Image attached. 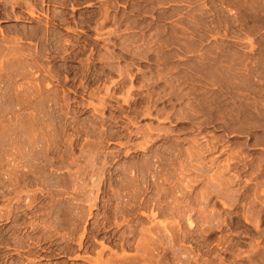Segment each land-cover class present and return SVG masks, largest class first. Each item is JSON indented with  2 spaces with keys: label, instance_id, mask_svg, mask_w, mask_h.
Masks as SVG:
<instances>
[{
  "label": "rangeland",
  "instance_id": "374dc122",
  "mask_svg": "<svg viewBox=\"0 0 264 264\" xmlns=\"http://www.w3.org/2000/svg\"><path fill=\"white\" fill-rule=\"evenodd\" d=\"M2 1L0 0V2H2ZM149 1H153V2H149ZM159 1L160 2L162 1V3L159 4L160 3ZM159 1H157V0L156 1L155 0H95V2H92V0H91L92 5H94V7L92 5H91V7H87L86 4L89 2L86 3V2H83V0H82V3L80 4L81 7H80V5H78L79 8L73 14V17L70 19V21L72 22V23L70 22V25L71 24L73 25L70 27L75 28V32H73V31L69 32V31L65 30L66 27H64L65 29L63 27H59V29H58V31L61 32L58 36H60V37L62 36V38L63 37L66 38L68 35V37L69 36L70 37L66 38V39H70L73 41L78 38L76 41H78V44L80 46L83 45V47H84L86 45L84 47L85 51L82 52L83 54H81V56L79 54L78 56H75L74 58H67L69 61L66 59L64 60V58L62 57L63 54L61 55V53L59 54V55H61L60 57L55 56L54 55L55 51L50 48L51 46L49 47L48 50L42 49V48H45V44H43V42L39 39V37L37 38V36H36V39H35L34 34L32 32V30L34 28L38 27V25H39L37 21H30V22L15 21V19H13V18H10V19L6 18V17H4V12H5V10H8V9H9L8 11H10L11 6L5 5L4 1L2 2V4L0 3L1 4L0 5V14H1L0 15L1 16L0 17V34H1L0 40H3L0 42L1 48L3 49V47H4L3 51L7 50V49L9 50V48H10L9 51H12L13 49H16V50L18 49L19 52L21 49H24V50H21L22 53L20 52L21 54H23L25 52L23 54V57L26 54H28L27 51L29 53H31V55H32L31 56L32 59L30 57H27V56H25L24 58L22 56L20 58H18L19 57L18 53H17L18 54L17 56L15 54H13V51L11 52V54H10V52H8V53L2 52L1 53L2 50L0 48V53H1L0 55H2V56H0V60H1L2 64L1 63L0 64L3 66H5V65L7 66V67L0 66V108H1L0 109V134L2 133L0 135V214L4 211L3 209H5L6 204L10 203L8 201L12 200L11 198L15 196V193L10 191L13 187L9 186V181L6 180V176H5V171L7 169H9L14 164L13 159L17 158L16 165H14V166H16V167H18V169H20L19 170L20 172H18V174L20 175L21 179H23L25 177V176H23L24 173H25L24 175H26V177L23 180L20 179L21 180V182L19 184L20 187L17 186V189L19 191L16 190V192L20 193V190H22L23 192L21 191V194H20L21 195L20 202L17 203V205L15 204L17 207L16 212L14 211L15 213L13 212L12 213L13 215L11 214V216H9V218H7V220H6V217H5V220L0 217L1 218L0 219V223H1L0 224V243H1L0 244V247H1L0 248V259H1L0 264H10V263L12 264V262H13V264L14 263L15 264H32V263L33 264H59L60 262H61L60 264H89L92 261H95V262H92V264H106L105 261H108V263H110V264H117L115 262V260L120 261V257L121 258L129 257L126 259H128V260L130 259L129 261L125 260L128 262H125L123 260L124 258L121 259L123 261V262L120 261L122 264H172V263L173 264H177V263L178 264H183V263H185V264H189V263L190 264H192V263L200 264L203 262H204L203 264H206L207 261L205 259L208 257L207 255L210 254L209 251L211 252V254L207 258V260H208V262L209 261L210 262L209 263L207 262V264H210V263L214 264L216 262H217V264L218 263L221 264L220 261L223 262V264L224 263L225 264L226 263H228V264H251L252 263L253 264V262H252L253 258H254L253 261H255V260L258 261L262 256H263V258H261L260 261L262 259H263L262 261H264V255H262L261 257H258L262 254L261 251L264 249V239H262V238H264V236H263L264 233L259 232L261 230V228L264 230V225H263L264 219H262V218H264V210L261 209V211H260V208H259L260 204L259 205L257 204L255 207L256 209H258V211H260L259 215H257L258 213L256 215L258 217H260V215H261V217H262V218L260 217L261 219L259 218L260 222L258 224L260 230L254 229L256 227H254V224H252L251 222H245L248 225L243 224L244 226L247 225V227L251 226V227H249L250 229L248 228V230L247 229L245 230V228H247V227L239 225V224H241V219L243 220L244 215L245 216L247 215L246 210L248 209L249 205H246V203L249 200L251 201V199H252V197L250 198V195H249L250 193L248 191L246 193H244L245 189H246L245 187L247 186V184H245V183H248L249 185L251 184V186L254 187V184H255L254 182L256 180H259V178H260L259 177L258 179H254V177H255L254 173H257L256 170L260 169V167H261V169L259 170L258 173H262L261 177L264 179V177H263V175H264V171H263L264 170V153H263L264 152V146H263L264 145V142H263L264 141V132H263L264 131V103H263L264 102V91H263L264 90V0H197L196 3H195L196 0L195 1L192 0L191 3L186 2V0H184L182 2L180 0L179 1L175 0V2H174V0H172V1L159 0ZM193 1H194V3H193ZM107 2H108V5H107ZM147 2H148V4H147ZM155 2L158 4H156ZM136 3H138L139 5ZM149 3H151V4H149ZM154 3L156 5H154ZM109 4L112 6H110ZM113 4H114V6H113ZM104 5H106V6H104ZM132 5H134V8ZM136 5H138L139 8ZM148 5L150 7H152V6L154 7V8L152 7L153 11L151 10V8ZM2 6H4V7H2ZM5 6H7V7H5ZM174 6L176 7L179 14L177 13V11H173L175 9ZM1 7H2V9H1ZM103 7H105V8L108 7V12H109V14H108L109 18L105 21H104L103 17H100V19H103V20H100L99 18H97L98 16H96V15L98 13H95L96 11L98 12V10L99 11L101 10V12H99V14L100 13L103 14V12L105 10V8H103ZM51 8L58 10V11L61 10V8H59L57 6L56 7L51 6ZM142 8H144V10ZM178 8L179 9L181 8V9L178 10ZM146 9H148L150 13L147 12ZM169 9H170V11H169ZM182 9H183V11H182ZM187 9H188V11H187ZM191 9H194L193 10L194 12L196 11V9H198V10L195 13L194 12L191 13V11H190ZM18 10L19 9H17V11ZM133 10H134V12H133ZM200 10H202V11L204 10L202 12V14H201V12H198ZM171 11L174 13L176 12V14L180 15V17H177L176 15H174V13H172L174 17L176 16V18H174L172 15H170ZM67 12L70 13L71 11L67 10ZM163 12L166 13V15H164L165 17L167 16L166 18H164L163 14H165V13H163ZM167 12H168V14H167ZM180 12H183L182 15L180 14ZM91 13H93V14H91ZM192 14H193V20L191 19ZM205 14H207V15H205ZM25 15H27L26 12L23 13V16H25ZM127 15H129L131 18L134 15L133 20L130 17H128ZM140 15H142V18ZM169 15H170V17H168ZM184 15L188 16L189 21L191 20L190 23H188L189 21H186L185 18H187V17ZM94 16H96V17H94ZM181 16H183V18ZM200 16L201 17L203 16L202 19ZM92 17H94V18H92ZM110 17L112 19H110ZM114 17H115V19H114ZM80 18L82 20H80ZM125 18L127 19V21ZM128 18H130L129 20L131 22H133V23H131L132 25H130V23H129L130 21L128 20ZM167 18H170L171 20L167 19ZM95 19L96 20L98 19V21L95 22L94 21ZM134 19H136V20H134ZM174 19L177 20V23L174 22ZM180 19L181 20L184 19V21H181ZM89 20H91V21H89ZM123 20L126 21L127 24L124 23ZM143 20H145V21H143ZM87 21H88V23H87ZM101 21H102V24L100 25ZM121 21H123V22H121ZM178 21H181V24ZM185 21L189 25L186 24V26H185L184 25ZM141 22L144 23V24L142 23L143 26L141 25ZM154 22L156 25L154 24ZM157 22H159V23H157ZM170 22H171V24L174 22V24L171 25ZM120 23H122V24H120ZM167 23L170 25H168ZM192 23H193V28H192ZM79 24H81V25H79ZM103 24H105V26ZM158 24H160V26ZM91 25H92V27H91ZM148 25H149V27H148ZM153 25L155 27H153ZM157 25H158V27H157L158 29L156 28ZM74 26H77V28ZM173 26H174V28L177 27L176 30L179 29V30L175 31V33L173 32L174 31ZM88 27H90V28H88ZM93 27H94V29H93ZM95 27L96 28L98 27L97 28L98 30H96ZM141 27L143 30H141ZM168 27H170V30ZM187 27L192 32H190ZM195 27H196V29H195ZM30 28H32V29H30ZM100 28L103 32L100 31ZM159 28H161V29H159ZM180 28H181L182 34L185 33L183 36H181V38H180V36H177V35H181V33L179 32ZM23 29H24V31H23ZM28 29L31 30V32ZM166 29H167V34L165 33ZM182 30H184V31H182ZM187 30H188V32L186 33ZM194 30H195V32H194ZM1 31L2 32L4 31L3 33H5V34H3ZM76 31H77V33H76ZM95 31L102 32V33H100V32H98V33H100V35L103 34V36L102 35L100 36ZM169 31L172 32L171 35H170ZM160 32L163 34L165 33V34L161 35ZM176 32H178V33H176ZM23 33L26 35H24ZM31 33L33 36L31 35ZM63 33H65V34H63ZM107 33L110 35L109 36L110 37L109 43H107L108 42V40H107L108 34ZM111 33H114V34H111ZM131 33H134V34H131ZM150 33L152 34L151 36H153V38L150 36ZM186 34L190 38V39L188 38V41L186 39L188 37ZM203 34H204V36H203ZM4 35H5V37H4ZM30 35H31V38H29ZM96 35L98 37H101V39L99 38V40H100V41L98 40L99 43L94 46V45H91L92 43L89 41L92 38H94ZM155 35L156 36L159 35V39L156 38ZM171 36H172V38H171ZM184 36H185V38H184ZM199 36H201V37L203 36V37L201 38ZM71 37L72 38L74 37V39H72ZM177 37H178V40L176 41ZM6 38L8 40H4ZM142 38H144V39H142ZM151 38L153 39L152 43H150ZM168 38H169V41H168ZM192 38H193V40H192ZM103 39H105L107 42L104 43ZM128 39L133 41V42H131L132 44L130 43V41ZM141 39L145 41V44H147V46L145 44H143L145 49H149L150 52L148 51L149 54H147L148 55L147 58L143 57L142 59H139L140 57L135 56L134 52L139 51L141 48H144L141 45V43H144L141 41ZM145 39H148V40H145ZM170 39H174L175 41H173V42L174 43L178 42V43L173 44V42H171L172 40H170ZM199 39H202L203 42ZM17 40H19V41H17ZM124 40H128V41L125 42ZM159 40H161L160 43H159ZM5 41L8 43H5ZM37 41H39V42H37ZM76 41H74V42H76ZM79 41H80V43H79ZM185 41H187V42H185ZM17 42H19V43H17ZM86 42L88 44H86ZM122 42H124L125 45H122L123 44ZM83 43H85V44H83ZM149 43H150V45H149ZM158 43L159 44L163 43V46L165 47L163 49L164 53L161 50V54H160V51H158L159 49H154V48H157ZM188 43H189V45H188ZM42 44H43V46H42ZM126 44H129V45L127 46ZM185 44L187 46H185ZM87 45L90 46L89 49H87L88 48ZM137 45H138V47H137L138 50H136L137 48H135ZM36 46H38L37 47L38 50L35 49ZM123 46H127V48L130 46L131 47L130 52H127L126 50H124L122 48ZM139 46H141L140 49H139ZM167 46L168 47L170 46L172 49L170 47L168 48ZM5 47H7V49ZM12 47H13V49H12ZM186 47H188V48H186ZM27 48H29V49L26 50ZM134 48H135V50H134ZM40 49H42V51ZM151 49L157 50L159 53H156V51L152 52ZM165 49H166V51H165ZM16 50H15V52H16ZM29 50H31V52ZM34 50L36 51V53H33V52H35ZM70 50H71V48L69 49V51ZM92 50L94 51V53L91 52ZM132 50H134V51H132ZM170 50L171 51L174 50V52L172 51L174 54H172V52ZM38 51L40 53H38ZM46 51L47 52L50 51L51 53L52 52L53 53L51 55H49L50 52L47 53ZM110 51H112V52H110ZM131 51L133 52V55L135 57L132 56ZM177 51H178V53H175ZM70 52H73V50H71ZM100 52H101V55H100ZM109 52L111 54L114 52L112 54L114 58L111 59L112 55H110ZM125 52H127V53H125ZM41 53L42 54L45 53V54L42 55ZM103 53L105 55H103ZM165 53H167V54H165ZM170 53H171V55H170ZM33 54H34V57H37V55L39 54L40 58L37 57L34 59ZM88 54H90V55H88ZM91 54H92L91 59L86 61L88 58L86 55L91 56ZM98 54H99V56H98ZM124 54H126V55H124ZM158 54H159L160 58H159ZM162 54L165 56H163ZM175 54H177L178 56H176ZM41 55H42V57L47 55L48 57L47 56H45V57H47L48 59L45 57L42 58ZM108 55H110V56L108 57ZM167 55H169L168 57H172L175 60H173L171 58H167ZM173 55L175 57H173ZM3 56H4V59H3ZM14 56H16V57H14ZM50 56L52 58L54 56V58L51 59ZM115 56H117V58H115ZM156 56L158 57L159 60L161 59V57H166L165 61H164V58H163V61H162V59L159 61L157 58H156L157 59L156 60L155 59ZM61 57L63 58V60ZM96 57H97V59L98 58L100 59L101 57H103V58L100 60L99 59L97 60ZM105 57L107 59L104 60ZM28 58H30V59H28ZM75 58L77 60H75ZM108 58H110V59H108ZM132 58L134 60H132ZM37 60H38V62H37ZM175 61H176L177 69L174 65ZM217 61H218V63H217ZM31 62H33V63L31 64ZM59 64H61V65L63 64L62 66H64V67H61V65H59ZM168 64L170 66L172 64L174 69L171 70L172 66H171V68H169ZM188 64L190 65L191 68L188 67ZM108 65L109 66L111 65V68H112V66H114L115 69L114 68L110 69V67ZM126 65H128V67H130L129 68L130 71H128L129 76L126 75L127 78L125 80V84H124L125 86H123V89H122V87H120L118 84H120V82H122L121 80L123 79L124 75L119 76V72H117V71L124 69V67H127ZM203 65H206L207 67L203 66ZM58 66L60 68H57ZM117 66H119L120 69L117 68V71H116ZM2 67H3V69H2ZM186 67H188V68H186ZM203 67H205V68H203ZM171 71H172V73H171ZM206 71L209 73H206ZM139 72L145 73L146 76L149 78L148 81L143 82V81H141V79L134 80L133 76ZM174 73H177V74H174ZM187 73H189V74H187ZM190 73H192L196 76H193ZM210 73H212V74H210ZM241 73H243V75ZM157 74H160V78L162 77L161 80L158 79L159 75H157ZM161 74H162V76H161ZM164 74H165L166 79L168 78L169 81H171L172 85L173 84L176 85V86L173 85V86H175V90H174L172 85H171V87L173 89L170 88L169 84H171V83L168 81V79L167 80L164 79V77H163ZM186 75H188V76L190 75V77L188 78V76L186 77ZM221 75L222 76L224 75L225 77L223 76V78H222ZM211 76L212 77L214 76L213 77L214 79ZM131 77L133 78V81H134L133 82V85H134L133 90H135V92H134L133 97L135 99H136V97L142 99L141 96L144 97V95L146 94V90L152 91L153 88H156V90H159L160 92L156 91L155 89H153V91L159 92V94L161 93L160 95L161 96L163 95V97H161L162 99L159 100L157 102V104L154 106L158 105L157 108L160 110L161 113H162V111H161L162 109H163V113L164 112L171 113V111H172V113H176V114L181 113L180 115L183 116V119L180 118V117H182V116H180L178 119L179 121L177 119H176L177 121L176 120L172 121L169 119L168 123L161 124L162 122L167 121V120H164V121L160 120L159 121L160 118L164 119L165 113L161 114V116L163 115L164 117L158 116V114L156 115L157 111H156V113L154 111L151 116H143V115L141 116L140 115L141 113L138 112V111H141L139 108L140 107L142 108L144 106V104L142 105L139 102L141 100H139L138 102H136L137 100L135 102L132 101L133 104H128V105H127V103L126 104L123 103L122 95L125 93L122 91H125L132 84L131 83L132 81L130 80ZM150 77L152 80L150 79ZM191 78H193V79H191ZM171 79L172 80L175 79V80H173L174 82H172ZM189 79H191V80H189ZM185 80H187V81H185ZM117 81H118V84H116ZM232 81H233V83H232ZM153 82H155V86L152 85V84H154ZM147 84H151V85H149V87H148ZM177 85L180 89L182 88L181 89L182 91H180L181 95L179 94V92H177V89L179 90V88H176ZM144 86H146V87H144ZM107 87H109V90L111 92H109V91H108L109 93L106 92L108 89ZM163 87L165 88L164 91H163ZM124 88H126V89L124 90ZM150 88H151V90H150ZM120 89H122L121 92H120ZM140 89L143 90L142 94H144V95H142V94L139 95L138 92L140 91ZM137 90H138V92H137ZM170 90H171V92H170ZM119 92L121 94L122 93L123 94L121 95ZM167 92H169L168 95L166 94ZM172 92L178 93L180 96L179 98H181V96H182V98L181 99L178 98V100H176V101H174L175 100V98H174V100H172V102H171V105H169L170 103L168 104V101H166V99H164V98L170 97ZM210 92H211V94H214V95L209 98L208 96H210ZM201 93H203V94H201ZM105 94H108V96ZM137 94H138V96H135ZM182 94H184V95H182ZM188 94H190V95H188ZM101 95H103V96H101ZM112 95L114 97L116 95H117L116 97L119 96L117 98L118 100L116 99V97L112 98ZM164 95H166V96H164ZM198 95H199V97H198ZM206 95H208V96H206ZM159 96L156 94L154 96V99H157ZM32 97H33V99H32ZM133 97H132V99H133ZM189 97H191V98L189 99ZM206 97H208V100L210 99L209 103L212 101L211 98L214 99L213 100L214 102L212 101L213 104L211 102V110H208V111H207V107H205L207 104L204 102L202 104V99L204 100ZM101 98L103 99L104 102L100 101ZM104 98H105V100H104ZM197 98H198V100H197ZM199 98H201V99H199ZM118 101H119V103H118ZM102 102H103V104L106 103L108 106L106 105V107H104L105 104L103 105ZM120 102H122V103H120ZM163 102H164V104H163ZM188 102H191V105ZM134 103L138 104L139 106L135 105ZM160 103H162V104H160ZM174 103H175V106H173ZM218 103H220V104L218 105ZM250 103H251V105H250ZM119 104H120V107H119ZM195 104H196V106L198 104V106H197L198 108H199V105H201L200 106L201 110L195 109L197 107L192 108V106H195ZM204 104H206V105H204ZM121 105L122 106L124 105V107L125 106L126 107L123 108ZM132 105L133 106L135 105V107H134L135 112H133V110H132L133 108H131V107H133ZM213 105H215V106H213ZM136 106H138L139 108ZM183 106H186L191 110H188V108L183 109L184 108ZM121 107H122V109H121ZM204 107L206 108V112H204L205 111ZM116 108H117V110L115 112ZM118 108H120L121 110ZM178 108L179 109L181 108V110H179L177 112ZM217 108L219 110H217ZM124 109L125 110L127 109L129 111H127V110L125 111ZM174 109H176V112H174ZM212 109L215 111H213ZM222 109H223V111H222ZM183 110L185 112H183ZM186 110H188L187 113H186ZM197 110H199L200 113H198ZM216 110L219 113H217ZM123 111L125 113V116L130 115V117H124V115H123L124 113L123 114L120 113ZM189 111L191 112V114H189L190 113ZM210 111L212 114L208 113ZM131 112H133V113L130 114ZM182 112L185 115L182 114ZM134 113H139V115L134 114ZM201 113L202 114L204 113L203 117H202ZM205 113L208 115H206ZM126 114H129V115H126ZM133 114L136 116V119L134 118L135 116ZM186 115L188 117H186ZM191 115H198V116H191ZM156 116H158L159 118ZM205 116H207V117L209 116V119L211 120V122L209 121L207 124H205L206 122L202 123V124L198 123V125L196 127L197 121L199 119L198 117L205 119L206 118ZM210 116H211V118H210ZM122 117H124V118H122ZM193 117H195V118L193 119ZM196 118H197V120H196ZM201 118L199 119V121L201 120ZM191 119L194 122H192ZM255 120H257L258 122H256ZM28 122H30V123H28ZM201 122H203V120L200 121V123ZM258 123H259V125H258ZM23 124L26 125V126L25 125L24 126L27 128V130H25L26 128L23 127ZM27 125L29 127H27ZM31 126L32 127L34 126L33 127L34 130H32ZM156 126L163 127V128H159V127L157 128ZM203 126L207 127V128L205 130H202L204 128ZM150 127H152V128H150ZM28 128L30 130H28ZM159 129H161L162 132H161V130L158 131ZM129 131H131V133L132 132L135 133L137 131H139V132L143 131V133L148 132L151 135L150 134L148 135L145 133L143 137L141 136V139L139 138L140 136L137 137L136 139L134 137L133 143H126L127 138H128L127 136L130 133ZM163 131L166 133L168 132V136L170 138L167 137V141L165 138L160 137V135L166 134V133H163ZM23 132H24V134H23ZM154 132H155V134H153ZM115 134L116 135L119 134L120 137H116ZM157 134H159V135H157ZM145 135H148L149 138H148V136H145ZM153 135L154 136L156 135L155 138L160 137V139L158 140L159 142L157 141L158 143L156 142V144L154 146L150 147L148 149V151L146 150L143 152V151H140L139 149H137L138 145H136V143L137 142L139 143V140H140V142H141V140L143 142L144 141L143 139H145V137H146V139L147 138L148 139L154 138ZM211 135L213 137L215 136L217 138H215V137L212 138ZM5 136H6V138H5ZM187 138H188L189 142L187 141ZM194 138L195 139L197 138V140H199V141L196 142V140ZM211 138L213 139L212 141H214L213 143H216V146L218 147L217 150L209 152L210 154L205 153L204 156L200 159L199 158L193 159L194 161L188 160L187 153L189 152V149L191 150V148H189L188 151L185 149L187 146L188 147L191 146V144L189 145L190 140L194 139L196 143L193 142L194 140L191 142L195 145L198 143L197 144L198 146H200V144L202 143V145H201V147H202L203 144L205 146L207 143L212 142ZM28 140H30V141H28ZM32 140H33V142H31ZM170 140H173V141H170ZM165 142H168V143H165ZM169 142H171L172 144ZM174 142L177 146L176 145L172 146L176 150H173V148L171 149L172 150V151H170V152H172L171 158H174L173 154L175 152L176 153L174 154V156L175 155L178 156V154H179V156H181L182 158L178 157L177 158L178 160L174 161L175 162L174 165L172 164L168 167L167 166L165 167L167 170L165 171L166 177H165V175H164V177H165V179L166 178L167 179L165 180L163 177L164 181L162 180V182L164 185L161 184V180L157 181V183H158L157 185H159V183H160L163 186V188L166 187L165 189H167V188L169 190L171 189L172 194L175 193L174 196L171 194V191L169 192L170 195L168 193H165L164 195L168 196V198H164V196H163V198H161V200L159 201V203H160L159 204L158 200H157V202L155 200V196H157L155 186L151 183L150 184L151 189L147 190L145 193H143L144 195L139 197L140 199L139 198L129 199L130 195L128 196V194L126 195L127 198H125L126 193H123L122 201H120L121 195H120V192L117 191L119 188L117 186L122 185L123 183H121V182H124V183L127 182L128 183L130 181L128 183V185H129L131 183V180L136 181L135 179L137 178V175L135 174V172L137 173V171L132 170L131 168H129V170H128V166H131V164H133V163H135L133 165H142L146 160L150 159L151 156L155 152H157L158 149L164 150L166 148H169V146L173 145ZM29 143L30 144L33 143V145H31V147L33 146L32 148L30 147ZM120 143H126V144L124 146H121ZM193 144L191 147H193V146L195 147V145H193ZM50 145H51V147H50ZM180 145H182V146H180ZM218 145H220L221 148H219ZM239 145H241V146H239ZM133 146H134V148H133ZM164 146L165 147L167 146V147L165 148ZM162 147H163V149H162ZM180 147H181V149H180ZM135 148H136V150H135ZM222 148L224 150H222V152H221ZM18 149H20V150L17 151ZM127 149L134 150V152H131L128 155H126V154H124V151H126ZM235 149H237V151ZM118 151L121 152L120 156L118 154ZM180 151H181V153H180ZM223 151H225V152H223ZM226 151L233 152V158L229 157V155L230 154L232 155V153L230 152L228 154V152H226ZM235 152H237V153H235ZM240 152H242V153H240ZM185 153H186V155H185ZM117 154H118V156H117ZM238 154H240V156H241V154H242V156L244 154L245 157L243 156V158H245V160L248 162H246L242 158V156L240 157L242 160L238 159L239 157L235 158L238 156ZM184 156H186V157H184ZM246 157L248 158V160L246 159ZM251 158H253V159H251ZM201 159L205 160V161H203L204 163L202 161H199L201 163H195L197 160H201ZM227 159H229L230 161H228ZM258 159H259V161H258ZM143 160H144V162H143ZM237 160H238V162L235 163ZM249 160H250V162H249ZM180 161L185 162V165H184V162H181L184 165V167L181 163H179ZM190 161H192V163ZM227 161L232 163V165H234L233 163H235V165L236 164L237 165L231 166L229 164V166L231 168H228L225 170V168H226L225 166L228 163ZM252 161H254V162H252ZM139 162H141V164ZM225 162H227V163H225ZM243 162H244V164H243ZM177 163H179L180 165ZM200 164H203V165H200ZM208 164H210V165H208ZM222 164H226V165H223V167H225V168L222 169V172L224 171V173L221 172V168H223ZM247 164H249V165H247ZM25 165H26V167H25ZM103 165H104V168H102ZM125 165H127V166H125ZM175 165L176 166L179 165L180 167L177 166L178 167L177 168V167H175ZM217 165H218V167H217ZM253 165H256V167L254 166L256 168V170H254L255 168L253 167ZM121 166H122V169H121ZM198 166H202V167H200L201 170H200V168H198ZM247 166L248 167L250 166L253 168L252 173L254 175L253 174L252 175L254 177L251 175V171H249L250 167L248 168ZM80 167H81V169H80ZM172 167L175 168L177 171L175 169H173ZM204 167H205V169H204ZM239 167L242 169V171H240L241 169H238ZM246 167L248 170L246 169ZM27 168L29 169V172L24 171V170H27ZM125 169H127L128 171H124ZM172 169L176 172H174ZM184 169H185V172L184 173L182 172L184 176H182V175L180 176V174H179L180 171H184ZM187 169H192L191 170L192 172H190ZM77 170L81 171L80 173H82L84 171V174H82V176H81V174L78 172L77 179H76L75 178V176H76L75 171H77ZM130 170H132L134 173L133 172L129 173ZM178 170H179V172H178ZM215 170L217 172H215ZM250 170H251V168H250ZM32 171H34V172H32ZM102 171L104 172V175H102L103 174ZM225 171H228V172H225ZM246 171L250 174L251 179H250V176L248 175V173H246ZM26 172H28V174ZM122 172H123V174L124 173H126V174L122 175ZM177 172H178V175H177ZM187 172L188 173L190 172L191 175L188 174ZM213 172H215V174H213ZM218 172L219 173L221 172V174L223 176L219 175ZM233 172L235 174H233ZM30 173H31V175H30ZM227 173L230 176L227 175ZM128 174H129V176H128ZM199 174H201V176ZM204 174H206V175H204ZM241 174H243L242 176L245 177V180L243 181L244 183H242V185L244 184L243 186L245 189L241 185L240 178L238 177L239 181L237 179V176L241 177ZM120 175H122V176H120ZM134 175L136 178L134 177ZM173 175H175V176L177 175L178 177L177 176L175 177ZM188 175H189V177H188ZM208 175H209V177H211V178H209L210 180H212V177L215 178V176L218 178H216V180L213 179L211 182H208L209 181L208 179H207L208 181H206V176L208 178ZM27 176L29 178V182H28ZM30 176L33 178H31ZM78 176H79V178H78ZM123 176L124 177L126 176L125 179L121 178ZM167 176L169 177V179ZM179 176L181 177V179ZM191 176H193L194 178H195V176H197L196 177V178H198L197 181H196V178L194 180H191ZM228 176H229V178H228ZM80 177H82V180ZM173 177H174V180H173ZM199 177H201V178H199ZM203 177H205V178H203ZM219 177H222L220 179L223 180L224 191H226V190H228V191L223 192L221 195H218V196H219V198H222V196H223V198L225 200L219 199L218 196H214V195H217L215 192L216 191V187H215L216 184L215 183L218 182ZM224 177H226V178H224ZM233 177H234V179H232ZM247 177H248L249 181L246 180ZM34 178H37L36 179L37 181L33 180ZM132 178H134V179H132ZM170 178H172V179H170ZM184 178H186V180ZM187 178H189V180ZM230 178L234 182L231 183L230 181H232V180H230ZM74 179H76L75 181L77 182L78 186H77V184L75 185L73 183V182H75ZM99 179H100L101 183L98 181ZM117 179H119L120 185H118ZM121 179H124V180H121ZM224 179H225V181H227V184L228 183L231 184V186L227 185L229 188L226 186V182L224 181ZM226 179H229V181ZM235 179L237 182L235 181ZM263 179L260 181L261 184L263 183L262 182ZM177 180L179 181L178 183L176 182ZM252 180L254 182H252ZM61 181L63 184L61 183ZM188 181H189V183H187ZM193 181L194 182L196 181V183L198 181L199 182L197 184H194ZM245 181H247V182H245ZM22 182L25 184H23ZM170 182H172V184ZM183 182L187 185H185ZM212 182H214V183L212 184ZM249 182H251V183H249ZM257 182L258 181H256V183ZM82 183H83V185H81ZM99 183H100V186H99ZM175 183L178 184L179 186L181 185V183H183V184L180 187L178 186L179 187L178 188ZM94 184H96V185H94ZM209 184H211V185H209ZM232 184L233 185L235 184V185L232 186ZM79 185L84 186V187L82 188ZM172 185H174V186L172 187ZM189 185L191 187H188ZM162 186H161V188H162ZM207 186H210V187L208 188ZM263 186H261V189H264ZM71 187H73L72 189L74 190V192L75 191L77 192L78 189L84 190V192L83 191L81 192V190H80L77 192V194H76V192L73 194L72 193L73 191H71ZM152 187H154V188H152ZM181 187L183 188V190ZM200 187L206 188V189H204V192L202 191V189ZM230 187H233V188H230ZM66 188H67V190H65ZM242 188H243V190H242ZM29 189H30V193H29L30 195L27 193V192H29L28 191ZM37 189H39V191H40V189H42V191H44V192H42V191L39 192V191H37ZM69 189H70V191H69ZM34 190L36 193L34 192ZM175 190H177V191H175ZM200 190H201V193L198 192ZM231 190H234L236 192H233ZM178 191H181V192H178ZM205 191H207L208 194H211V192H212V194H211L212 196L211 195L209 196L207 194V192H205ZM209 191H210V193H209ZM117 193H119V194H117ZM198 193H199V196H198ZM33 194H36V196H35L36 199L34 198ZM78 194H81V195H78ZM97 194H98V196H97ZM201 194H203V195L207 194L206 195L207 198L209 196L208 199H206V196H205L206 202H205V199L203 196L204 203L202 201H200V198H201L200 195ZM237 194L239 196H237ZM246 194L248 195V198H247ZM242 195H244V196H242ZM261 195H262L261 198L264 200V198H263L264 194L261 193ZM9 196H10V198H9ZM30 196H31V198H30ZM89 196H90V198H89ZM95 196H96V198H95ZM169 196H173V199H172V197L169 198ZM240 196H241V198H240ZM73 197H75V198L73 199ZM76 197H77V199H76ZM26 198H28L27 202H30V200L31 201L33 200L35 202V203L33 202L34 206H32L33 204L31 206L26 205V204H28L26 202ZM119 198H120V200H119ZM131 198H132V196H131ZM175 198L176 199L178 198V200L179 201L181 200V201L179 202ZM123 199H126V200H123ZM142 199H143V201H142ZM162 199H164V201H166V202H164ZM194 199H196V201ZM243 199H245V200H243ZM139 200L141 201V203ZM152 200H154L153 203H152ZM201 200H202V198H201ZM222 200L224 203H221ZM119 201L121 203H118ZM126 201H128V203H126ZM144 201L146 203H144ZM168 201H170V202L174 201L173 203H176V206H175V204L171 205L172 202L170 203ZM185 201L188 202V204ZM226 201H228V202H226ZM243 201H246V202H244V204L239 203V202L243 203ZM163 202H164V204H162ZM178 202H179L178 206L180 205V207L176 208ZM192 202H195L196 205L193 204ZM196 202L198 203V205ZM225 202H226V204L227 203L228 204L225 205ZM60 203H62V204H60ZM67 203H68V205H67ZM69 203L71 205H73V203H74V205L71 206ZM199 203H200V205H199ZM201 203H203L205 205V209L207 211L210 210V212H207V211L205 212L206 215L208 213L207 216L205 215V213H203L205 211V209L203 208L204 205ZM229 203H231L233 205L230 204V206H228ZM259 203H260V201H259ZM158 204L161 205V207H163V208L161 209ZM183 204H186V206ZM61 205H64V206L62 207ZM75 205H76V207H75ZM122 205L124 206V209H121L123 207ZM155 205L158 206L157 209H156ZM189 205L192 206L193 208L191 207L192 209H190ZM125 206H126V208H125ZM165 206H167V207H165ZM171 206H172V209L175 206L173 210L170 209ZM195 206H197V207L201 206L199 208H203L202 210H204V211L203 212H200V210L198 211V208L196 209ZM242 206H243L244 210L241 209ZM29 207H31L30 210L27 209ZM66 207H68V208H66ZM70 207H74V208H70ZM214 207L216 208L215 209L216 211L213 210ZM51 208L53 209V211ZM59 208H61V209L66 208L67 210L63 209V210H66L63 212V210H61ZM180 208H182V209L180 210ZM69 209H70V211L72 209L76 210L75 211L76 213L73 212L74 210L70 212ZM80 209H83V210H80ZM127 209L128 210L130 209L131 211L129 210L130 211L129 212ZM158 209L161 211H158ZM175 209L178 212L180 211L179 212L180 215H177L179 213ZM186 209H189V210H186ZM193 209H194V211H192ZM17 210H19V211H17ZM25 210H27V211H25ZM125 210L128 212V214ZM58 211L60 214L58 213ZM172 211H173V213H172ZM184 211L187 214H188L187 211H189V214H190V212H191V214L196 213L195 215H191V214L190 215L188 214V215L191 218H192V216H195L196 219H192V220H194V221L197 220L196 222H199L202 220L203 224L201 222L195 223L193 221L195 224H198L197 226H199V227H197L195 224H193V226H191V228L189 229L188 226L190 225V222H192V221L190 220L191 218L188 215H187L188 217H186V213L184 214ZM22 212H23V214L24 213L25 214L23 215ZM65 212L66 213L68 212V214L71 213L72 215H74V213H75V215L77 214L78 216H80L78 214V213H80L81 215L84 214L86 216L82 215L81 216L82 220H81V218H79V220H80L79 222L75 221V223H74L75 225L73 224L74 228H72V226L70 227V225H65V227L64 226L60 227L57 218L59 216H62L63 214L64 215L62 217H64V216L66 217ZM85 212H86V214H85ZM181 212H183V217L185 216L187 219L184 217L185 220H184V218L182 220ZM41 213H43V214H41ZM121 213L123 216L121 215ZM211 213H213V215ZM215 213H217L216 215H217L218 219L216 218ZM68 214H67V216H68ZM125 214H126V216H125ZM155 214H156V216H155ZM199 214L200 215L203 214V215L200 216ZM209 214H210V217L212 216L213 218H210V217L208 218L209 222H211V223H209L210 225L208 226V223L206 225V223L204 222L205 220L206 221H208V220L204 217L205 216L208 217ZM19 215L21 216V218ZM25 215H27V216H25ZM196 215H198V216H196ZM222 215H223V217H221ZM235 215H237V216H235ZM175 216L176 217L180 216V217L176 218ZM219 217H221L220 221H219ZM224 217L227 219H225ZM230 217L232 220L231 223H230V221H231ZM123 218L126 221H127V219L129 221L127 223H126V221L124 223H122V221L124 220ZM188 218H189V221H186V220H188ZM237 218H238V220H237ZM12 219H14V220H12ZM23 219L25 220V223L28 225H26L24 223V221H22ZM211 219L215 220V222L210 221ZM29 220H31V222ZM222 220L225 221L224 222L225 225H222L223 224ZM13 221H15L16 223ZM18 221L22 222V223H20L21 226L17 225V224H19ZM56 221H57V223H56ZM3 222H5V224ZM12 222H13V224H12ZM33 222H35V223H33ZM151 222H152V224H151ZM186 222H188L187 223L188 225L186 224ZM216 222H218L219 225L221 224V226H219ZM37 223H38V225H36V226L37 227L39 226L38 228L36 226H34ZM125 223L127 225H125ZM235 223L236 224L238 223V224L236 225ZM249 223L253 225V228H252V225H249ZM22 224H23V226H22ZM29 224H31V225H29ZM154 224L157 226H155ZM24 225L26 226V228ZM52 225L54 226L53 228L51 227ZM165 225L168 228H169V226L174 225L171 228L173 229V227H176L177 229L174 228L175 232H174V229L172 230L173 232H169L168 231L169 229H167V227ZM43 226H45V228ZM56 226H57V228H56ZM66 226H69L70 229ZM201 226H205L204 229H207L209 227L208 228L209 231L207 232V230H206V233H208V236L205 235V233H204L205 231H204V229L201 228ZM226 226L228 228L227 230L225 229ZM33 227H36V228H33ZM42 227L44 230L42 229ZM144 227H145V230H143ZM149 227H151V228L155 227L152 229L153 231H155L154 229L157 230L159 227H161L159 230L155 231V233L153 232L154 233L153 235H151V236H153L151 238H155V241H157V242H155L154 239L152 240L148 236L150 233L148 231ZM164 227L167 230L163 229ZM193 227H194V229H192ZM242 227H243V229H242ZM14 228H16L18 231ZM61 228L64 229L63 232H62ZM65 228H66V230H65ZM211 228H213V232H212V230H210ZM33 229H35L37 232ZM67 229H68V231H67ZM71 229L75 232H73ZM140 229H141V231L143 230L145 233H146V229H147L148 234H144L143 231H142L143 232L142 233L140 231ZM218 229L220 232H217ZM224 229H225V232L227 231L226 233L224 232L225 235L227 234L228 236L224 235V233H223ZM19 230H20V232H19ZM30 230H32V232ZM192 230H194V231H192ZM198 230H200V231H198ZM201 230L203 231L202 234H201ZM249 230H250V232H249ZM251 230H253V231L255 230L256 232L254 233ZM33 231H35V233ZM210 231L212 234H210ZM246 231H248L249 233ZM10 232L11 233H13V232L19 233L20 238H22V236L24 237L27 233H28V235H30V233H31L30 236L32 237V240H30L29 242L24 243V244H23V242H19V241L15 243L14 240L12 241L11 235L13 236V234H11ZM51 232L52 233L54 232L53 233L54 235L51 234ZM215 232H217V233H215ZM251 232H253L254 235H251L252 234ZM57 233L59 234V237H62V239L61 238L59 239ZM73 233L75 234L74 236H73ZM83 233H84V235H83ZM141 233H142V235H141ZM245 233L246 234L248 233L249 235H246ZM80 234L83 235V236H80L81 238L84 237L81 242H80V237H79ZM151 234H152V231H151ZM220 234H221V236H220V238H218ZM50 235H52V236H50ZM61 235H64V236H61ZM143 235H144V237L142 238ZM145 235L147 238L145 237ZM175 235H176V237H174ZM201 235L202 236L204 235V236L201 237ZM9 236L11 238H8ZM48 236L51 238V240L52 239L53 240L51 241ZM72 236L74 238H72ZM224 236L227 237V239H225L226 242L229 240L227 242V244L225 243V241L223 239V238H225ZM1 237H5L7 240L5 238H4L5 240L1 239ZM36 237L38 240L36 239ZM68 237H71V238H68ZM148 237L150 239H148ZM157 237H158V239H157ZM160 237H161L162 241L159 242V240H161ZM216 237L218 238V240ZM228 237H229V239H228ZM42 238H44V239H42ZM141 238L143 240H141ZM144 238L147 240L153 241V242L152 241L148 242L149 244L151 243L150 248H149V251H150L149 257L145 256L147 254V253L145 254L146 250H143L144 253H142L143 252L142 248H141L142 245L139 244V243H143V245H144V242L146 241ZM206 238H208L209 241ZM253 238H256V241ZM70 239H72V240L70 241ZM222 239H223V242H222ZM5 241L6 242L9 241V242H7V244H5L6 243ZM139 241H141V242H139ZM211 241H212V243H210ZM238 241H240L241 243ZM243 241H244V244H243ZM78 242H80L82 245L80 243L77 244ZM219 242L225 245V246L223 245L224 249H227V246H232V243H233L232 247L235 249L232 248V250H234L236 253H240V254H241V252H243L242 256L239 254L236 255V253L231 250V247H228L229 251L227 249L226 250L227 252H226L223 248H221L222 244L220 246ZM19 243H21L23 245H21V244L18 245ZM102 243L104 244L105 247L107 246L106 249L103 248ZM148 243H146L145 245H147ZM217 243H219V244H217ZM2 244H4L5 246ZM32 244H33V246L31 247ZM34 244H35V246H34ZM252 244L254 247L252 246ZM257 244H260V246ZM137 245L138 246L140 245V247H139L140 250L136 249ZM145 245H144V249H146V248L148 249L149 246L145 247ZM218 245L220 246V248ZM16 246L18 248H16ZM22 246H24V248ZM81 246H82V248H80ZM236 246H237V248H241V251H240V249H237ZM198 247L201 251L198 249ZM42 248H43V250H42ZM251 248L253 251L251 250ZM29 249H31V253H30ZM208 249H209V251H208ZM2 250L5 252H3ZM102 250H103V252H101ZM136 250L140 251L141 253H139ZM178 250H179V254H178ZM257 250L260 251L261 254ZM67 251H69V253ZM73 251H75V252H73ZM196 251H197V253H196ZM212 251H214V254H212L213 253ZM254 251H257L260 254V255H258V253L256 252V254L258 255V256L256 255V258L258 260L254 257V255H255ZM62 252H63V254L65 253V255H63ZM97 252H99V253H97ZM205 252H206V254H204ZM39 253H41V254H39ZM180 253H181V255H180ZM202 253H203V255H202ZM6 254H7V256H6ZM66 254H68L69 256ZM141 254L145 257H142ZM148 254H149V252H148ZM171 254L173 256L175 254L176 255H175V257H173V256H171ZM230 254H233V255H231L232 257L230 256ZM59 255H61V256H59ZM178 255H179L180 259L178 258ZM250 255H251V257H249ZM85 256H87V257H85ZM98 256H100V257H98ZM109 256H110V258L114 259L113 263H111L113 259L112 260L108 259ZM233 256H234V258H233ZM236 256L238 258L240 256L242 258V260H241V258L237 259ZM44 257L47 259H45ZM199 257H200V259H199ZM214 257L219 258L220 260L214 259ZM243 257H245V258H243ZM30 258L31 259L33 258L34 260L31 261ZM97 258H101V259L103 258L102 260H104V261L103 262L99 261ZM185 258H187L188 260ZM28 259L31 261V263ZM39 259L41 261H39ZM177 259H179V260H177ZM181 259L182 260L185 259V260H183L184 262L180 263L179 261H182ZM192 260L195 261L196 263L193 262ZM225 260H226V262H224ZM234 260H236V261H234ZM250 260H251V262H250ZM33 261H36V262H33ZM119 261H118V264L120 263ZM175 261H177V262L175 263ZM185 261H190V262L187 263ZM246 261H247V263H246ZM248 262H250V263H248ZM255 263L260 264L259 261L255 262ZM262 263H264V262H261V264Z\"/></svg>",
  "mask_w": 264,
  "mask_h": 264
},
{
  "label": "bare ground",
  "instance_id": "6f19581e",
  "mask_svg": "<svg viewBox=\"0 0 264 264\" xmlns=\"http://www.w3.org/2000/svg\"><path fill=\"white\" fill-rule=\"evenodd\" d=\"M1 1H2V0H1ZM3 1H4V4H5V5H10V6H11L10 11H8L9 9H8V10H5V12H4V17L9 18V19H10V18H13V19H15V21H27V22H30V21H37V22H38V24H39L38 27L34 28V29L32 30V32H33V34H34V38H35V39H36V36H37V38L39 37V39L43 42V44H45V48H42V47H41L43 50H44V49H45V50H48L49 47L51 46L50 48L53 49V50L55 51L54 55L57 56V57H60V56L63 54L62 57L64 58V60H65V59L68 60L67 58H74L75 56H78L79 54H80V56H81V54H83L82 52L85 51V48H84V47H85L86 45H85L84 47H83V45L80 46V45L78 44V41H76L78 38L75 39L74 41H76V42H74L73 40L66 39V38H69V37H70V36L68 37V35H67L66 38H65V37L62 38V36H61V37L58 36V35L61 33V32L58 31L59 27H63V28L66 27V29L64 28L65 30H67V31H69V32H70V31H71V32H72V31L75 32V28L70 27V26H73L72 24L70 25V22H71L70 19L73 17V14H74V13L77 11V9L79 8L78 5H80V4L82 3V0H3ZM3 1H2V2H3ZM155 1H156V0H155ZM157 1H159V0H157ZM164 1H166V0H164ZM164 1H163V2H164ZM169 1H172V0H169ZM178 1H179V0H178ZM180 1L182 2V1H184V0H180ZM191 1H192V0H186V2H188V3H191ZM194 1H195V0H194ZM194 1H193V3H194ZM2 2H0V3L2 4ZM83 2H86V3L89 2V3L86 4V6H87V7H91L92 2H95V0H94V1L92 0V2H91V0H83ZM102 2H103V1H102ZM108 2H109V1H108ZM108 2H107V5H108ZM149 2H153V1H149ZM159 2H160V1H159ZM167 2H168V1H167ZM174 2H175V0H174ZM196 2H197V0L195 1V3H196ZM109 3H110V2H109ZM144 3H145V2H144ZM155 3H156V2H155ZM155 3H154V5L158 4V3H156V4H155ZM161 3H162V1H161L159 4H161ZM188 3H187V4H188ZM1 4H0V5H1ZM136 4H138V3H136ZM142 4H143V3H142ZM147 4H148V2H147ZM149 4H151V3H149ZM152 4H153V3H152ZM109 5H110V4H109ZM134 5H135V4H134ZM134 5H132L133 8H134ZM138 5H139V4H138ZM138 5H136V6H138ZM145 5H146V4H145ZM145 5H144V6H145ZM192 5H193V4H192ZM51 6H54V7L57 6V7L61 8V10H60V11L55 10V9L51 8ZM83 6H84V5H83ZM92 6L94 7V5H92ZM95 6H96V5H95ZM104 6H106V5H104ZM110 6H112V5H110ZM113 6H114V4H113ZM141 6H142V5H141ZM146 6H147V5H146ZM148 6H149V5H148ZM188 6H189V5H188ZM2 7H4V6H2ZM2 7H1V9H2ZM5 7H7V6H5ZM80 7H81V5H80ZM142 7H143V6H142ZM149 7H150V6H149ZM149 7H148V8H149ZM152 7H153V6H152ZM152 7H150L151 10H152ZM172 7H173V6H172ZM174 7H175V6H174ZM177 7H178V6H177ZM190 7H191V6H190ZM103 8H105V7H103ZM110 8H111V7H110ZM138 8H139V6H138ZM140 8H141V7H140ZM153 8H154V7H153ZM194 8H195V7H194ZM6 9H7V8H6ZM17 9H19V10L17 11ZM142 9L144 10V8H142ZM172 9H173V8H172ZM175 9H176V7H175ZM175 9H174L173 11H177V9H176V10H175ZM180 9H181V8H180ZM180 9L178 8V10H180ZM189 9H190V8H189ZM67 10H70L72 13H71V12H70V13L67 12ZM97 10H98V9H97ZM103 10H104V9H103ZM109 10H110V9H109ZM146 10H147V12H149L148 9H146ZM193 10H194V9H191V10H190L191 13L194 12ZM197 10H198V9H196V11H197ZM204 10H205V9H204ZM204 10H203V11H204ZM3 11H4V10H3ZM110 11H111V10H110ZM152 11H153V10H152ZM169 11H170V9H169ZM182 11H183V9H182ZM187 11H188V9H187ZM196 11H195V12H196ZM203 11L200 10V11H198V12H201V14H202ZM24 12H26L27 15L23 16V13H24ZM94 12H95V11H94ZM99 12H101V10H100V11L98 10V12L96 11L95 13H98V14H99ZM102 12H103V11H102ZM131 12H132V11H131ZM133 12H134V10H133ZM133 12H132V13H133ZM195 12H194V13H195ZM205 12H206V11H205ZM2 13H3V12H2ZM149 13H150V12H149ZM161 13H162V12H161ZM163 13H165V12H163ZM170 13H171L170 15L173 16L172 13H174V12L171 11ZM177 13L179 14L178 11H177ZM182 13H183V12H180L181 15H182ZM91 14H93V13H91ZM98 14L96 15V16H98L97 18L100 19V17H103V18H104V21L107 20V19L109 18V16H108V14H109V12H108V7L105 8L103 14H101V13H100L99 15H98ZM136 14H137V13H136ZM159 14H160V13H159ZM167 14H168V12H167ZM0 15H1V14H0ZM2 15H3V14H2ZM164 15H166V13L163 14V16H164ZM170 15H169L168 17H170ZM174 15H176L177 17H180V15H177L176 12L174 13ZM186 15H187V14H186ZM186 15H184V16H186ZM189 15H190V14H189ZM196 15H197V14H196ZM199 15H200V14H199ZM205 15H207V14H205ZM91 16H92V15H91ZM91 16H90V17H91ZM96 16H94V17H96ZM125 16H126V15H125ZM127 16L130 17L129 15H127ZM133 16H134V15H133ZM133 16H132V18L130 17L132 20H133ZM137 16H138V15H137ZM140 16H141V18H142V15H140ZM160 16H161V15H160ZM176 16H175V17L173 16V17L176 18ZM191 16H192L191 19L193 20V14H192ZM0 17H1V16H0ZM94 17H92V18H94ZM116 17H117V16H116ZM143 17H144V16H143ZM161 17H162V16H161ZM166 17H167V16H166ZM166 17L164 16V18H166ZM181 17L183 18V16H181ZM186 17H187V18H185L186 21H189L188 16H186ZM195 17H196V16H195ZM195 17H194V18H195ZM200 17H201V16H200ZM202 17H203V16H202ZM202 17H201V19H202ZM86 18H87V17H86ZM130 18H128V20H129ZM136 18H137V17H136ZM138 18H139V17H138ZM171 18H172V17H171ZM189 18H190V17H189ZM204 18H205V17H204ZM204 18H203V19H204ZM1 19H2V18H1ZM73 19H74V18H73ZM84 19H85V18H84ZM110 19H112V18L110 17ZM114 19H115V17H114ZM125 19H126V18H125ZM144 19H145V18H144ZM159 19H160V18H159ZM167 19H170V18H167ZM177 19H178V18H177ZM187 19H188V20H187ZM3 20H4V19H3ZM7 20H8V19H7ZM80 20H82V19L80 18ZM100 20H103V19H100ZM116 20H117V19H116ZM134 20H136V19H134ZM161 20H162V19H161ZM163 20H164V19H163ZM170 20H171V19H170ZM170 20H169V21H170ZM180 20H181V19H180ZM194 20H195V19H194ZM206 20H207V19H206ZM206 20H205V21H206ZM74 21H75V20H74ZM74 21H73V22H74ZM84 21H85V20H84ZM89 21H91V20H89ZM92 21H93V20H92ZM94 21L96 22V21H98V19H97V20L95 19ZM110 21H111V20H110ZM114 21H115V20H114ZM117 21H118V20H117ZM123 21H124V20H123ZM123 21H121V22H123ZM126 21H127V19H126ZM126 21H124V23H126ZM129 21H130V20H129ZM129 21H128V22H129ZM138 21H139V20H138ZM143 21H145V20H143ZM166 21H167V20H166ZM181 21H184V19H182ZM181 21H178V22H180V24H181ZM186 21H185V24H184L185 26H186V24L189 25L188 23H190L191 20H190L188 23H186ZM201 21H202V20H201ZM80 22H81V21H80ZM82 22H83V21H82ZM95 22H94V23H95ZM135 22H136V21H135ZM161 22H162V21H161ZM161 22H160V23H161ZM174 22L177 23V20L174 19ZM174 22H173L172 24H174ZM206 22H207V21H206ZM18 23H19V22H18ZM71 23H72V22H71ZM87 23H88V21H87ZM89 23H90V22H89ZM92 23H93V22H92ZM98 23H99V22H98ZM124 23H123V24H124ZM129 23H130V25H132L131 23H133V22L130 21ZM129 23H128V24H129ZM142 23H143V22H141V25L143 26L144 23H143V24H142ZM146 23H147V22H146ZM157 23H159V22H157ZM90 24H91V23H90ZM101 24H102V21L100 22V25H101ZM120 24H122V23H120ZM126 24H127V23H126ZM138 24H139V23H138ZM154 24H155V22H154ZM163 24H164V23H163ZM163 24H162V25H163ZM167 24H168V23H167ZM167 24H166V25H167ZM170 24H171V22H170ZM170 24H168V25H170ZM172 24H171V25H172ZM178 24H179V23H178ZM200 24H201V23H200ZM75 25H76V24H75ZM77 25H78V24H77ZM79 25H81V24H79ZM103 25L105 26V24H103ZM145 25H146V24H145ZM155 25H156V24H155ZM158 25L160 26V24H158ZM158 25L156 26V28L158 27ZM162 25H161V26H162ZM164 25H165V24H164ZM86 26H87V25H86ZM89 26H90V25H89ZM104 26H103V27H104ZM120 26H121V25H120ZM194 26H195V25H194ZM74 27L77 28V26H74ZM91 27H92V25H91ZM135 27H136V26H135ZM148 27H149V25H148ZM153 27H155V26L153 25ZM165 27H166V26H165ZM175 27H176V26H175ZM188 27H189V26H188ZM188 27H187V28H188ZM88 28H90V27H88ZM95 28H96V27H95ZM97 28H98V27H97ZM97 28H96V30H98ZM156 28H155V29H156ZM161 28H162V27H161ZM161 28H159V29H161ZM166 28H167V27H166ZM168 28H169V30H170V27H168ZM173 28H174V26H173ZM176 28H177V27H176ZM176 28H174V31H173L174 33H175V31L179 30V29L176 30ZM181 28H182V27H181ZM181 28H180V31H179V32L181 33V35H177V36H180V38H181V36H183V35L185 34V33L182 34V32H181ZM192 28H193V23H192ZM192 28H191V29H192ZM206 28H207V27H206ZM30 29H32V28H30ZM64 29H63V30H64ZM91 29H92V28H91ZM91 29H90V30H91ZM93 29H94V27H93ZM157 29H158V28H157ZM157 29H156V30H157ZM162 29H163V28H162ZM164 29H165V28H164ZM182 29H183V28H182ZM195 29H196V27H195ZM1 30H2V29H1ZM26 30H27V29H26ZM28 30H29V29H28ZM141 30H143L142 27H141ZM184 30H185V29H184ZM184 30H182V31H184ZM188 30H189L190 32H192L189 28H188ZM188 30L186 31V33L188 32ZM23 31H24V29H23ZM29 31L31 32V30H29ZM60 31H61V30H60ZM77 31H78V30H77ZM77 31H76V33H77ZM92 31H93V30H92ZM100 31H102L101 28H100ZM100 31H98V32H100ZM114 31H115V30H114ZM148 31H149V30H148ZM160 31H161V30H160ZM164 31H165V30H164ZM171 31H172V30H171ZM201 31H202V30H201ZM1 32H2V31H1ZM3 32H4V31H3ZM3 32H2V33H3ZM25 32H26V31H25ZM65 32H66V31H65ZM95 32H97V31H95ZM95 32H94V33H95ZM98 32H97V33H98ZM102 32H103V31H102ZM102 32H100V33H102ZM111 32H112V31H111ZM115 32H116V31H115ZM133 32H134V31H133ZM162 32H163V31H162ZM194 32H195V30H194ZM27 33H28V32H27ZM100 33H98V34L100 35ZM157 33H158V32H157ZM165 33L167 34V29H166V32H165ZM165 33H164V34H165ZM169 33H170V35H171L172 32L169 31ZM176 33H178V32H176ZM180 33H179V34H180ZM3 34H5V33H3ZM23 34H24V33H23ZM63 34H65V33H63ZM68 34H69V33H68ZM98 34H97V35H98ZM107 34H108V33H107ZM111 34H114V33H111ZM127 34H128V33H127ZM129 34H130V33H129ZM131 34H134V33H131ZM146 34H147V33H146ZM160 34L162 35L163 33L160 32ZM164 34H163V35H164ZM192 34H193V33H192ZM0 35H1V34H0ZM24 35H26V34H24ZM31 35H32V33H31ZM31 35H30L29 38H31ZM97 35L95 36L96 38L94 37V38H92V39L89 41V42L92 43L91 45H94V46H95V45H97V44L99 43L98 40H99V38L101 39V37H98ZM101 35L103 36V34H101ZM101 35H100V36H101ZM148 35H149V34H148ZM151 35H152V34L150 33V36H151ZM170 35H169V36H170ZM186 35H187V34H186ZM189 35H190V34H189ZM32 36H33V35H32ZM107 36H108V39H107L108 42L105 40V39H106V38H105V39H103L104 43H105V42H107V43L110 42V40H109V39H110V37H109L110 35L108 34ZM107 36H106V37H107ZM150 36H149V37H150ZM155 36H156V35H155ZM157 36H158V37H157ZM157 36H156V38L159 39V35H157ZM174 36H175V35H174ZM187 36H188V35H187ZM203 36H204V34H203ZM203 36H202V37H203ZM2 37H3V36H2ZM4 37H5V35H4ZM129 37H130V36H129ZM129 37H128V38H129ZM151 37L153 38V36H151ZM164 37H165V36H164ZM199 37H201V36H199ZM202 37H201V38H202ZM71 38H72V37H71ZM88 38H89V37H88ZM97 38H98V39H97ZM102 38H103V37H102ZM145 38H146V37H145ZM147 38H148V37H147ZM152 38H151V42H150V43L153 42V41H152V40H153ZM171 38H172V36H171ZM180 38H179V39H180ZM184 38H185V36H184ZM184 38H183V39H184ZM188 38H189V36L186 38L187 41H188ZM72 39H74V37H73ZM86 39H87V38H86ZM125 39H126V38H125ZM142 39H144V38H142ZM142 39H141V41L144 42V43H141V45H142V47H144L143 44H145V41L142 40ZM162 39H163V38H162ZM189 39H190V38H189ZM4 40H8V39L6 38V39H4ZM31 40H32V39H31ZM121 40H122V39H121ZM128 40L130 41V43L133 42V41L130 40V39H128ZM128 40H124V41L127 42ZM145 40H148V39H145ZM166 40H167V39H166ZM170 40H172L171 42L175 41L174 39H170ZM177 40H178V37L176 38V41H177ZM181 40H182V39H181ZM192 40H193V38H192ZM199 40H201V41L203 42L202 39H199ZM1 41H3V40H0V42H1ZM17 41H19V40H17ZM99 41H100V40H99ZM134 41H135V40H134ZM156 41H157V40H156ZM160 41H161V40H159V43H160ZM168 41H169V38H168ZM187 41H185V42H187ZM189 41H190V40H189ZM37 42H39V41H37ZM135 42H136V41H135ZM5 43H8V42L5 41ZM17 43H19V42H17ZM79 43H80V41H79ZM122 43H123L122 45H125L124 42H122ZM128 43H129V42H128ZM136 43H137V42H136ZM150 43H149V45H150ZM159 43L157 44V48H154V49H159L158 51H160V54H161V50H162V52H163V49H164L165 47L163 46V43H161V44H159ZM166 43H167V42H166ZM175 43H176V42H175ZM175 43L173 42V44H175ZM177 43H178V42H177ZM177 43H176V44H177ZM179 43H180V42H179ZM199 43H200V42H199ZM199 43H198V44H199ZM1 44H2V43H1ZM40 44H41V43H40ZM43 44H42V46H43ZM83 44H85V43H83ZM86 44H88V43L86 42ZM120 44H121V43H120ZM131 44H132V43H131ZM155 44H156V43H155ZM173 44H172V45H173ZM186 44H187V43H186ZM186 44H185V46H187ZM122 45H121V46H122ZM126 45L128 46L129 44H126ZM145 45L147 46V44H145ZM151 45H152V44H151ZM188 45H189V43H188ZM200 45H201V44H200ZM23 46H24V45H23ZM127 46H123L122 48H123L124 50H126L127 52H130V49H131L130 46H131V45L129 46L130 48H129V47L127 48ZM2 47H3V46H2ZM14 47H15V46H14ZM37 47H38V46H36L35 49H37ZM87 47H88V48H87ZM87 47H86V48L89 49L90 46L87 45ZM132 47H133V46H132ZM137 47H138V45H137L135 48H137ZM152 47H153V46H152ZM167 47H168V46H167ZM169 47H170V46H169ZM169 47H168V48H169ZM195 47H196V46H195ZM0 48H1V46H0ZM5 48L7 49V47H5ZM18 48H19V47H18ZM20 48H21V47H20ZM70 48H71V50H73V52H70L71 50L69 51ZM135 48H134V50H135ZM140 48H141V46H139V49H140ZM170 48H171V47H170ZM176 48H177V47H176ZM186 48H188V47H186ZM3 49H4V47H3ZM3 49L1 48V50H2L1 53H2V52H7V53L10 52V54H11V52L13 51V54H15L16 56L19 54V55H18V56H19L18 58H20L21 56L23 57V54L25 53V52H24L23 54H21V53H22L21 50H24V49H21V50H20L21 53L18 51V49H17V50H16V49H13V47H12L13 50L11 49L12 51H9L10 48H9V50L7 49V50H4V51H3ZM28 49H29V48H27L26 50H28ZM30 49H31V48H30ZM42 49H40V50L42 51ZM94 49H95V48H94ZM128 49H129V50H128ZM166 49H167V48H166ZM166 49H165V51H166ZM171 49H172V48H171ZM173 49H174V48H173ZM15 50H16V52H15ZM37 50H38V49H37ZM40 50H39V51H40ZM90 50H91V49H90ZM134 50H132V51H134ZM136 50H138V48H137ZM151 50H152V52L156 51V53H159L157 50H153V49H151ZM174 50H175V49H174ZM174 50H172V51L174 52ZM17 51H18V52H17ZM29 51L31 52V50H29ZM34 51H35V50H34ZM39 51H38V53H40ZM122 51H123V50H122ZM132 51H131V52H132ZM148 51H149V49H145V47H144V48H141L139 51H135V52H134V55L137 56V57H140L139 59H142L143 57H144V58H147V57H148L147 54H149ZM170 51H171V50H170ZM172 51H171V52H172ZM14 52H15V53H14ZM46 52H47V51H46ZM48 52H50V51H48ZM48 52H47V53H48ZM86 52H87V51H86ZM91 52L94 53L93 50H92ZM110 52H112V51H110ZM110 52H109V53H110ZM127 52H125V53H127ZM149 52H150V51H149ZM173 52H172V54H174ZM186 52H187V51H186ZM199 52H200V51H199ZM1 53H0V54H1ZM17 53H18V54H17ZM27 53H28V54H26L25 56L31 58V56H32L31 53H29L28 51H27ZM33 53H36V51L33 52ZM52 53H53V52H52ZM52 53L50 52L49 55H51ZM60 53H61V55H59ZM109 53H108V54H109ZM113 53H114V52H113ZM113 53H112V54H113ZM123 53H124V52H123ZM156 53H155V54H156ZM163 53H164V52H163ZM175 53H178V51L175 52ZM41 54H42V53H41ZM43 54H45V53H43ZM43 54H42V55H43ZM84 54H85V53H84ZM112 54L110 53V55H112ZM165 54H167V53H165ZM4 55H5V54H4ZM6 55H7V54H6ZM42 55H41V57H42ZM88 55H90V54H88ZM88 55H86V56L88 57V58L86 57V58H87L86 61L90 60L91 57H92V54H91V56H88ZM100 55H101V52H100ZM103 55H105V54L103 53ZM106 55H107V54H106ZM110 55H108V57H109ZM118 55H119V54H118ZM124 55H126V54H124ZM130 55H131V54H130ZM134 55H133V52H132V56H133V57H135ZM150 55H151V54H150ZM153 55H154V54H153ZM156 55H157V54H156ZM162 55H163V54H162ZM170 55H171V53H170ZM175 55L178 56L177 54H175ZM0 56H2V55H0ZM7 56H8V55H7ZM10 56H11V55H10ZM16 56H14V57H16ZM25 56H24V57H25ZM45 56H47V55H45ZM45 56H43V57H45ZM98 56H99V54H98ZM154 56H155V55H154ZM158 56H159V54H158ZM163 56H165V55H163ZM168 56H169V55H167V58H171V59L175 60L174 58H172V57H168ZM199 56H200V55H199ZM24 57H23V58H24ZM33 57H34V54H33ZM37 57L40 58L39 54L37 55ZM37 57H34V59L37 58ZM43 57H42V58H43ZM47 57H48V56H47ZM47 57H45V58H47ZM57 57H56V58H57ZM62 57H61V58H62ZM106 57H107V56H106ZM106 57L104 58V60L107 59ZM137 57H136V58H137ZM149 57H150V56H149ZM173 57H175V56L173 55ZM180 57H181V56H180ZM189 57H190V56H189ZM1 58H2V57H1ZM30 58H28V59H30ZM50 58L53 59L54 56H53V58L50 56ZM63 58H62V60H63ZM77 58H78V57H77ZM102 58H103V57H101L100 59H102ZM112 58H114L113 55L111 56V59H112ZM115 58H117V56H115ZM156 58L158 59L157 56L155 57V59H156ZM159 58H160V56H159ZM163 58H164V61H165V58H166V57H161L162 61H163ZM182 58H183V57H182ZM3 59H4V56H3ZM8 59H9V58H8ZM31 59H32V58H31ZM47 59H48V58H47ZM58 59H59V58H58ZM96 59H97V57H96ZM98 59H99V58H98ZM98 59H97V60H98ZM100 59H99V60H100ZM108 59H110V58H108ZM139 59H138V60H139ZM157 59H156V60H157ZM161 59H160V60H161ZM178 59H179V58H178ZM204 59H205V58H204ZM49 60H50V59H49ZM72 60H73V59H72ZM75 60H77V59L75 58ZM132 60H134V59L132 58ZM158 60H159V59H158ZM160 60H159V61H160ZM68 61H69V60H68ZM70 61H71V60H70ZM108 61H109V60H108ZM135 61H136V60H135ZM200 61H201V60H200ZM18 62H19V61H18ZM34 62H35V61H34ZM37 62H38V60H37ZM109 62H110V61H109ZM188 62H189V61H188ZM214 62H215V61H214ZM0 63L2 64L1 60H0ZM32 63H33V62H31V64H32ZM35 63H36V62H35ZM106 63H107V62H106ZM110 63H111V62H110ZM161 63H162V62H161ZM163 63H164V62H163ZM217 63H218V61H217ZM1 64H0V66H3V65H1ZM3 64H4V63H3ZM65 64H66V63H65ZM65 64H64V65H65ZM107 64H108V63H107ZM189 64H190V63H189ZM189 64H188V67L191 68ZM203 64H204V63H203ZM37 65H38V64H37ZM40 65H41V64H40ZM59 65H61V64H59ZM62 65H63V64H62ZM62 65H61V67H64V66H62ZM111 65H112V64H111ZM111 65H110V66L108 65V66L110 67V69H112V68L115 69L114 66H112V68H111ZM168 65H169V64H168ZM174 65H175V67H176V61H175ZM195 65H196V64H195ZM68 66H69V65H68ZM126 66H127V67H124V69L119 70V71H117V68L120 69V67H119V66L116 67V71L119 72V76H123V75H124L123 79H122V80L120 79L122 82H120V84H118V81H117V83H116V84H118L120 87H122V89H123V86H125L124 84H125V80H126V78H127L126 75L129 76L128 71H130V69H129L130 67H128V65H126ZM171 66H172V68H171ZM171 66L169 65V68H171V70L174 69L172 64H171ZM191 66H192V65H191ZM203 66H206V65H203ZM3 67H7V66L5 65V66H3ZM3 67H2V69H3ZM42 67H43V66H42ZM188 67H186V68H188ZM206 67H207V66H206ZM220 67H221V66H220ZM9 68H10V67H9ZM57 68H60V67L58 66ZM161 68H162V67H161ZM203 68H205V67H203ZM217 68H218V67H217ZM223 68H224V67H223ZM2 69H1V70H2ZM25 69H26V68H25ZM37 69H38V68H37ZM53 69H54V68H53ZM114 69H113V70H114ZM138 69H139V68H138ZM166 69H167V68H166ZM176 69H177V67H176ZM183 69H184V68H183ZM17 70H18V69H17ZM30 70H31V69H30ZM113 70H112V71H113ZM3 71H4V70H3ZM38 71H39V70H38ZM114 71H115V70H114ZM139 71H140V70H139ZM169 71H170V70H169ZM179 71H180V70H179ZM179 71H178V72H179ZM186 72H187V71H186ZM188 72H189V71H188ZM198 72H199V71H198ZM210 72H211V71H210ZM213 72H214V71H213ZM213 72H212V73H213ZM226 72H227V71H226ZM240 72H241V71H240ZM169 73H170V72H169ZM171 73H172V71H171ZM206 73H209V72L206 71ZM212 73H210V74H212ZM222 73H223V72H222ZM236 73H237V72H236ZM236 73H235V74H236ZM174 74H177V73H174ZM187 74H189V73H187ZM190 74L193 75V76H196V75H194V74H192V73H190ZM213 74H214V73H213ZM223 74H224V73H223ZM239 74H240V73H239ZM241 74L243 75V73H241ZM157 75H159L158 79L161 80L162 77L160 78V74H157ZM170 75H171V74H170ZM214 75H215V74H214ZM224 75H225V74H224ZM224 75H223V76H224ZM246 75H247V74H246ZM23 76H24V75H23ZM25 76H26V75H25ZM161 76H162V74H161ZM176 76H177V75H176ZM187 76H188V75H186V77H187ZM203 76H204V75H203ZM221 76H222V75H221ZM223 76H222V78H223ZM231 76H232V75H231ZM250 76H251V75H250ZM133 77H134V80L141 79V81H143V82H146V81H148V79H149V78L146 76V74L143 73V72H139V73H137L136 75H134ZM152 77H153V76H152ZM163 77H164V79H166L165 74H164ZM178 77H179V76H178ZM189 77H190V75L188 76V78H189ZM191 77H192V76H191ZM211 77H212V76H211ZM213 77H214V76H213ZM213 77H212V78H213ZM224 77H225V76H224ZM232 77H233V76H232ZM245 77H246V76H245ZM253 77H254V76H253ZM251 78H252V77H251ZM150 79H151V77H150ZM158 79H157V80H158ZM167 79H168V78H167ZM167 79H166V80H167ZM191 79H193V78H191ZM191 79H189V80H191ZM213 79H214V78H213ZM226 79H227V78H226ZM244 79H245V78H244ZM130 80L132 81V82H131L132 84L130 85L129 88H127V87H126L127 89L124 88V90L126 89L125 91H122V89H120V92L122 91V92H124L125 94L122 93V94H123V95H122V94L119 92V93L122 95V97H123V103H125V104L127 103V105H128V104H133L132 101L135 102V101L137 100L136 102H138L139 100H141V101H139V102H140L142 105L144 104V106H143L142 108H141V107L139 108V107H138L139 105L134 103L135 105H138V106H136V107H138V108L141 110V111H138L139 113H141V114H140L141 116H142V115H143V116H151L152 113H153L154 111H155V113H156V111H157L156 115L158 114V116H161V114L163 113V109L161 110V111H162V113H161L160 110L157 108L158 105H157V106H154V105L157 104V102H158L159 100L162 99L161 97H163V95H162V96L160 95L161 93L159 94L160 91H159V90H156V88H153V89H155L156 91H159V92H155V91H153V89H152V91H147V90H146V94L144 95V94H142V91H143V90H142L143 88H142V89H140L139 92H138V90H137V92L139 93V95H140V94L144 95V97L141 96L142 99L136 97V99H135V98L133 97L134 92H135V90H133V89H134V85H133V82H134V81H133V78H132V77H131ZM151 80H152V79H151ZM159 80H158V81H159ZM171 80H172V79H171ZM173 80H175V79H173ZM173 80H172V82H174ZM176 80H177V79H176ZM187 80H188V79H187ZM187 80H185V81H187ZM197 80H198V79H197ZM200 80H201V79H200ZM149 81H150V80H149ZM168 81H169V79H168ZM168 81H167V82H168ZM177 81H178V80H177ZM245 81H246V80H245ZM35 82H36V81H35ZM169 82L171 83V81H169ZM175 82H176V81H175ZM193 82H194V81H193ZM193 82H192V83H193ZM224 82H225V81H224ZM153 83H154V84H152V85L155 86V82H153ZM207 83H208V82H207ZM221 83H222V82H221ZM232 83H233V81H232ZM167 84H168V83H167ZM219 84H220V83H219ZM149 85H151V84H147L148 87H149ZM171 85H172V83L169 84L170 88H172ZM173 85H175V84H173ZM173 85H172V86H173ZM241 85H242V84H241ZM244 85H245V84H244ZM165 86H166V85H165ZM165 86H164V87H165ZM175 86H176V85H175ZM175 86H173L174 90H175ZM40 87H41V86H40ZM40 87H39V88H40ZM142 87H143V86H142ZM144 87H146V86H144ZM150 87H151V86H150ZM159 87H160V86H159ZM164 87H163V91H164V89H165ZM166 87H167V86H166ZM32 88H33V87H32ZM107 88H108V89H107L106 92H107V93L111 92V91L109 90V87H107ZM151 88H152V87H151ZM151 88H150V90H151ZM173 88H172V89H173ZM176 88H179L178 85H177ZM198 88H199V87H198ZM230 88H231V87H230ZM260 88H261V87H260ZM147 89H148V88H147ZM172 89H171V90H172ZM181 89H182V88H181ZM181 89H180V88H179V90L177 89V92H179L180 95H181L180 91H182ZM200 89H201V88H200ZM262 89H263V88H262ZM25 90H26V89H25ZM25 90H24V91H25ZM27 90H28V89H27ZM171 90H170V92H171ZM197 90H198V89H197ZM41 91H42V90H41ZM108 91H109V92H108ZM172 91H173V90H172ZM243 91H244V90H243ZM263 91H264V90H263ZM106 92H105V93H106ZM165 92H166V91H165ZM40 93H41V92H40ZM168 93H169V92H167L166 94L168 95ZM183 93H184V92H183ZM190 93H191V92H190ZM203 93H204V92H203ZM203 93H201V94H203ZM22 94H23V93H22ZM156 94H157L158 96H159V95H160V96H159L157 99H154V96H155ZM179 94H178V93H175V92H172L170 97H168V98H164V99H166V101H168V104L170 103L169 105H171V102H172V100H174V98H175L174 101L178 100V98L180 97ZM184 94H185V93H184ZM184 94H182V95H184ZM198 94H199V93H198ZM205 94H206V93H205ZM34 95H35V94H34ZM105 95L108 96V94H105ZM110 95H111V94H110ZM114 95H115V94H114ZM185 95H186V94H185ZM188 95H190V94H188ZM213 95H214V94H211V92H210V96H208V95H206V96H208V97L210 98V97L213 96ZM215 95H216V94H215ZM239 95H240V94H239ZM16 96H17V95H16ZM23 96H24V95H23ZM43 96H44V95H43ZM101 96H103V95H101ZM116 96H117V95H116ZM116 96H115V97H116ZM135 96H138V94L135 95ZM164 96H166V95H164ZM186 96H187V95H186ZM195 96H196V95H195ZM216 96H217V95H216ZM262 96H263V95H262ZM41 97H42V96H41ZM104 97H105V96H104ZM113 97H114V96L112 95V98H113ZM115 97H114V98H115ZM118 97H119V96H118ZM118 97H116V99H117ZM132 97H133V99H132ZM139 97H140V96H139ZM198 97H199V95H198ZM208 97H206L204 100L202 99V104H203V102L207 104V105L204 104V105H206L205 107H207V111H208V110H211V102L214 100V99L211 98L212 101L209 103V100H210V99L208 100ZM16 98H17V97H16ZM27 98H28V97H27ZM181 98H182V96H181ZM181 98H179V99H181ZM190 98H191V97H189V99H190ZM195 98H196V97H195ZM202 98H203V97H202ZM214 98H215V97H214ZM216 98H217V97H216ZM218 98H219V97H218ZM232 98H233V97H232ZM245 98H246V97H245ZM29 99H30V98H29ZM32 99H33V97H32ZM183 99H184V98H183ZM183 99H182V100H183ZM199 99H201V98H199ZM254 99H255V98H254ZM15 100H16V99H15ZM21 100H22V99H21ZM104 100H105V98H104ZM117 100H118V99H117ZM120 100H121V99H120ZM197 100H198V98H197ZM217 100H218V99H217ZM230 100H231V99H230ZM30 101H31V100H30ZM100 101H103V99L101 98ZM183 101H184V100H183ZM244 101H245V100H244ZM244 101H243V102H244ZM252 101H253V100H252ZM28 102H29V101H28ZM103 102H104V101H103ZM103 102H102V104H103ZM164 102H165V101H164ZM164 102H163V104H164ZM213 102H214V101H213ZM213 102H212V104H213ZM216 102H217V101H216ZM22 103H23V102H22ZM22 103H21V104H22ZM118 103H119V101H118ZM120 103H122V102H120ZM140 103H139V104H140ZM154 103H155V104H154ZM165 103H166V102H165ZM175 103H176V102H175ZM175 103H174L173 106H175ZM188 103H190V105H191V102H188ZM198 103H199V102H198ZM247 103H248V102H247ZM263 103H264V102H263ZM56 104H57V103H56ZM102 104H101V105H102ZM104 104H105V105H104ZM104 104H103L104 107H106L107 104H106V103H104ZM160 104H162V103H160ZM215 104H216V103H215ZM219 104H220V103H218V105H219ZM231 104H232V103H231ZM235 104H236V103H235ZM28 105H29V104H28ZM135 105H134V106L132 105L133 107H131V108H133V109H132L133 112H135V111H134V110H135V109H134ZM250 105H251V103H250ZM250 105H249V106H250ZM256 105H257V104H256ZM107 106H108V105H107ZM110 106H111V105H110ZM121 106H122V105H121ZM153 106H154V107H153ZM197 106H198V104H197ZM197 106H196V104H195V106H192V108L197 107ZM200 106H201V105H199V108L197 107V108H195V109H200ZM213 106H215V105H213ZM213 106H212V107H213ZM216 106H217V105H216ZM253 106H254V105H253ZM257 106H258V105H257ZM261 106H262V105H261ZM119 107H120V104H119ZM122 107L125 108L126 106L124 107V105H123ZM122 107H121V109H122ZM128 107H129V106H128ZM181 107H182V106H181ZM183 107H184L183 109L188 108V107H186V106H183ZM202 107H203V106H202ZM202 107H201V108H202ZM205 107H204V108H205ZM220 107H221V106H220ZM242 107H243V106H242ZM258 107H259V106H258ZM113 108H114V107H113ZM129 108H130V107H129ZM129 108H128V109H129ZM172 108H173V107H172ZM174 108H175V107H174ZM215 108H216V107H215ZM221 108H222V107H221ZM221 108H220V109H221ZM250 108H251V107H250ZM253 108H254V107H253ZM0 109H1V108H0ZM118 109H120V108H118ZM121 109H120V110H121ZM136 109H137V108H136ZM202 109H203V108H202ZM234 109H235V108H234ZM116 110H117V108L115 109V112H116ZM120 110H119V111H120ZM124 110H125V109H124ZM126 110H127V109H126ZM126 110H125V111H126ZM129 110H130V109H129ZM129 110H127V111H129ZM171 110H172V109H171ZM179 110H181V108H180V109L178 108V109H177V112H178ZM188 110H191V109L188 108ZM188 110H186V113H187ZM193 110H194V109H193ZM200 110H201V109H200ZM204 110H205L204 112H206V108H205ZM212 110H213V109H212ZM217 110H219V109L217 108ZM217 110H216V112L219 113ZM119 111H118V112H119ZM164 111H165V110H164ZM194 111H195V110H194ZM197 111H198V113H200L199 110H197ZM213 111H215V110H213ZM220 111H221V110H220ZM222 111H223V109H222ZM133 112H131L130 114H132ZM168 112H169V111H168ZM174 112H176V109H174ZM180 112H181V111H180ZM183 112H185V111L183 110ZM183 112H182V114H184ZM189 112H190V111H189ZM189 112H188V113H189ZM201 112H202V111H201ZM216 112H215V113H216ZM120 113L123 114L124 111H123V112H120ZM139 113H134V114H138V115H139ZM164 113H165V117H164L163 115L161 116V117H164V119H163V118H162V119L160 118L159 121H160V120H163V121H164V120H167V121H164V122H162L161 124H163V123H168V120H169V119L172 120V121H173V120H176V119L178 120L179 117L182 116V115H180L181 113H179V114L177 113V114H176V113H172V111H171V113H166V112H164ZM164 113H163V114H164ZM208 113H211V111L208 112ZM229 113H230V112H229ZM254 113H255V112H254ZM134 114H133V115H134ZM189 114H191V112H190ZM189 114H188V115H189ZM196 114H197V113H196ZM201 114H202V113H201ZM203 114H204V113H203ZM203 114H202V117H203ZM205 114H206V113H205ZM211 114H212V113H211ZM234 114H235V113H234ZM23 115H24V114H23ZM123 115H124V117H130L129 114H126V115H129V116H125V113H124ZM123 115H122V116H123ZM184 115H185V114H184ZM198 115H199V114H198ZM198 115H191V116H198ZM206 115H208V114H206ZM209 115H210V114H209ZM120 116H121V115H120ZM134 116H135V115H134ZM158 116H156V117H158ZM219 116H220V115H219ZM257 116H258V115H257ZM124 117H122V118H124ZM184 117H185V116H184ZM186 117H188V116L186 115ZM186 117H185V118H186ZM189 117H190V116H189ZM205 117H206L205 119H202L201 117H198L199 119L201 118L200 121L203 120V122L200 123V121H199V119H198L199 122L197 121V124L195 123V124H196V127H197L198 123H199V124H202V123H205V122H206L205 124H207L209 121L211 122V120L209 119V116H208V117L205 116ZM229 117H230V116H229ZM32 118H33V117H32ZM134 118L136 119V116H135ZM137 118H138V117H137ZM158 118H159V117H158ZM171 118H172V119H171ZM180 118L183 119V116L180 117ZM185 118H184V119H185ZM191 118H192V117H191ZM194 118H195V117H193V119H194ZM210 118H211V116H210ZM212 118H213V117H212ZM225 118H226V117H225ZM230 118H231V117H230ZM252 118H253V117H252ZM27 119H28V118H27ZM126 119H127V118H126ZM246 119H247V118H246ZM257 119H258V118H257ZM30 120H31V119H30ZM177 120H176V121H177ZM196 120H197V118H196ZM224 120H225V119H224ZM240 120H241V119H240ZM251 120H252V119H251ZM178 121H179V120H178ZM191 121H192V119H191ZM220 121H221V120H220ZM225 121H226V120H225ZM228 121H229V120H228ZM233 121H234V120H233ZM255 121L258 122L257 120H255ZM30 122H31V121H30ZM30 122H28V123H30ZM192 122H194V121H192ZM243 122H244V121H243ZM24 123H25V122H24ZM158 123H159V122H158ZM218 123H219V122H218ZM245 123H246V122H245ZM26 124H27V123H26ZM24 125H25V124H23V127L26 126V125H25V126H24ZM208 125H209V124H208ZM225 125H226V124H225ZM241 125H242V124H241ZM241 125H240V126H241ZM258 125H259V123H258ZM228 126H229V125H228ZM232 126H233V125H232ZM12 127H13V126H12ZM12 127H11V128H12ZM27 127H29V126L27 125ZM33 127H34V126H33ZM33 127L31 126L32 130H34ZM36 127H37V126H36ZM156 127L158 128L159 126H156ZM203 127H204V126H203ZM244 127H245V126H244ZM14 128H15V127H14ZM14 128H13V129H14ZM21 128H22V127H21ZM25 128H26V127H25ZM25 128H24V129H25ZM150 128H152V127H150ZM150 128H149V129H150ZM159 128H163V127H159ZM206 128H207V127H204L203 129H202V128H201V129H202V130H205ZM231 128H232V127H231ZM199 129H200V128H199ZM259 129H260V128H259ZM22 130H23V129H22ZM25 130H27V128H26ZM28 130H30V129L28 128ZM32 130H31V131H32ZM138 130H139V129H138ZM160 130H161V129H159L158 131H160ZM172 130H173V129H172ZM196 130H197V129H196ZM5 131H6V130H5ZM5 131H4V132H5ZM23 131H24V130H23ZM39 131H40V130H39ZM152 131H153V130H152ZM152 131H151V132H152ZM154 131H155V130H154ZM158 131H157V132H158ZM233 131H234V130H233ZM9 132H10V131H9ZM12 132H13V131H12ZM25 132H26V131H25ZM27 132H28V131H27ZM129 132H130V133H129L128 136H127L128 138H127V142H126V143H133V141H134L133 138H134V137H135V139H136L137 137L140 136L139 138L141 139V136L143 137L145 133L148 134V135L150 134V133H148V132H144V133H143V131H142V132H139V131L135 132V131H134L135 133H133V132L131 133V131H129ZM161 132H162V130H161ZM200 132H201V131H200ZM231 132H232V131H231ZM234 132H235V131H234ZM263 132H264V131H263ZM14 133H15V132H14ZM30 133H31V132H30ZM142 133H143V134H142ZM163 133H166V132L163 131ZM163 133H162V134H163ZM1 134H2V133H1ZM1 134H0V135H1ZM3 134H4V133H3ZM23 134H24V132H23ZM32 134H33V133H32ZM153 134H155V132H154ZM211 134H212V133H211ZM248 134H249V133H248ZM47 135H48V134H47ZM115 135H116V134H115ZM148 135H145V136H148ZM150 135H151V134H150ZM157 135H159V134H157ZM169 135H170V134H169ZM212 135H213V134H212ZM212 135H211V136H212ZM218 135H219V134H218ZM221 135H222V134H221ZM2 136H3V135H2ZM11 136H12V135H11ZM27 136H28V135H27ZM29 136H30V135H29ZM32 136H33V135H32ZM153 136H154V135H153ZM155 136H156V135H155ZM155 136H154V138H151V139H148L149 136H148L147 139H146V137H145L146 140L143 139V140H144L143 142H142V140H141V142H140V140H139V143H138V142L136 143V145H138V146H137V147H138L137 149H139L140 151H143V152L146 151V150L148 151V149H149L150 147H152V146H154V145L156 144V142L160 139V137L165 138L166 141H167V137H169V136H168V132H167L166 134H164V135H160L159 138H158V137L155 138ZM193 136H194V135H193ZM247 136H248V135H247ZM259 136H260V135H259ZM114 137H115V136H114ZM116 137H120L119 134H117ZM171 137H172V136H171ZM195 137H196V136H195ZM214 137H215V136H214ZM214 137L212 136V138H214ZM5 138H6V136H5ZM34 138H35V137H34ZM46 138H47V137H46ZM169 138H170V137H169ZM212 138H211V141L213 140ZM215 138H217V137H215ZM117 139H118V138H117ZM165 139H164V140H165ZM194 139H195V138H194ZM194 139H193V140H194ZM198 139H199V138H198ZM258 139H259V138H258ZM262 139H263V138H262ZM23 140H24V139H23ZM50 140H51V139H50ZM164 140H163V141H164ZM175 140H176V139H175ZM193 140H190L189 145L191 144V146H192L193 143H192L191 141H193ZM195 140H196V142L199 141V140H197V138H196ZM195 140L193 141L194 143H196ZM256 140H257V139H256ZM28 141H30V140H28ZM51 141H52V140H51ZM51 141H50V142H51ZM131 141H132V142H131ZM160 141H161V140H160ZM170 141H173V140H170ZM187 141H188V138H187ZM209 141H210V140H209ZM209 141H208V142H209ZM254 141H255V140H254ZM261 141H262V140H261ZM31 142H33V140H32ZM158 142H159V141H158ZM158 142H157V143H158ZM175 142H176V141H175ZM175 142H174L173 145L169 146V148H166L167 146H166V147L164 146L166 149H164V150L158 149L157 152H155V153L151 156L150 159L146 160L145 162H144V160H143L144 163L142 162V163H143L142 165H133V164H135V163H133V164H131V166H128V170H129V168H131L132 170H136V171H137V173L135 172V174L137 175V178H136L135 175H134V177L136 178V179H135L136 181L131 180V183H132V184L130 183L129 185H128V183H129L130 181H129L128 183L125 182L126 184H125L124 182H121V183H123V184L120 185V184H119V179H117V180H118V185H120V186H117V187H119L117 191H119V192H120V195H121V200H120V198H119L120 201H122L123 193H126V194H125V198H127V196H126L127 194H128V196L130 195V196H129V199H137V198L141 197L142 195H144L143 193H145L147 190H150V189H151V188H150V187H151V186H150L151 183L155 186L156 195H157V196H155V200H156V202H157V200H158V203H159V201L161 200V198H163V196H164V198H168V196H165L164 194H165V193H168V194L170 195L169 192L171 191V189H170V190H169L168 188L165 189L166 187L163 188V186H162L161 184H163L162 180H163V177H164V175H165V171L167 170L165 167H166V166L168 167V166H170V165H172V164L174 165V163H175L174 161H177V160H178L177 158H178V157H181V156H179V154H178V156H177V155L174 156V154L176 153V152H175V153L173 154V157H174V158H171V157H172V154H171L172 152H170V151H172V150H171V149L173 148L172 146H175V145H176ZM177 142H178V141H177ZM184 142H185V141H184ZM188 142H189V141H188ZM213 142H214V141H212V142H210V143H207V142H206L207 144H206L205 146H204V144H203L204 147H203V146L201 147L202 143L200 144V146L197 145L198 143L196 144L197 146H196L195 144H193V145H195V147H194V146H193V147H191V146L188 147V146L186 145L187 147H186L185 150L188 151V149L191 148V150L189 149V152L187 153V158H188V160H192V161H194L193 159H197V158L200 159V158H202V157L204 156L205 153H206V154H207V153L210 154L209 152L217 150L218 147L216 146V143H213ZM217 142H218V141H217ZM257 142H258V141H257ZM263 142H264V141H263ZM126 143H120V145H121V146H124ZM165 143H168V142H165ZM169 143H171V142H169ZM181 143H182V142H181ZM199 143H200V142H199ZM241 143H242V142H241ZM243 143H244V142H243ZM34 144H35V143H34ZM162 144H163V143H162ZM171 144H172V143H171ZM178 144H179V143H178ZM183 144H184V143H183ZM183 144H182V145H183ZM187 144H188V143H187ZM29 145H30V147H31V145H33V143H31V144L29 143ZM169 145H170V144H169ZM182 145H180V146H182ZM176 146H177V145H176ZM218 146H219V148H221L220 145H218ZM221 146H222V145H221ZM239 146H241V145H239ZM239 146H238V147H239ZM263 146H264V145H263ZM32 147H33V146H32ZM32 147H31V148H32ZM50 147H51V145H50ZM135 147H136V146H135ZM222 147H223V146H222ZM228 147H229V146H228ZM133 148H134V146H133ZM177 148H178V147H177ZM184 148H185V147H184ZM223 148H224V147H223ZM223 148L221 149V152H222V150H224ZM8 149H9V148H8ZM162 149H163V147H162ZM180 149H181V147H180ZM239 149H240V148H239ZM243 149H244V148H243ZM14 150H15V149H14ZM19 150H20V149H18L17 151H19ZM135 150H136V148H135ZM139 150H138V151H139ZM173 150H176V149L173 148ZM230 150H231V149H230ZM235 150L237 151V149H235ZM235 150H234V151H235ZM48 151H49V150H48ZM138 151H137V152H138ZM231 151H232V150H231ZM231 151H230V152H231ZM238 151H239V150H238ZM245 151H246V150H245ZM131 152H134V150L127 149L126 151H124V154L128 155V154L131 153ZM185 152H186V151H185ZM223 152H225V151H223ZM226 152H228V151H226ZM230 152H228V154H229ZM17 153H18V152H17ZM180 153H181V151H180ZM183 153H184V152H183ZM231 153H232V155L230 154L231 156L229 155V157H232V158H233V152H231ZM235 153H237V152H235ZM240 153H242V152H240ZM263 153H264V152H263ZM118 154H119V156H120L121 152L118 151ZM118 154H117V156H118ZM222 154H223V153H222ZM89 155H90V154H89ZM180 155H181V154H180ZM183 155H184V154H183ZM185 155H186V153H185ZM245 155H246V154H245ZM252 155H253V154H252ZM20 156H21V155H20ZM241 156H242V154H241ZM241 156H240V154H238V156L235 157V158H238V157H239L238 159H241V158H240ZM243 156H244V154H243ZM243 156H242V158H243ZM254 156H255V155H254ZM261 156H262V155H261ZM184 157H186V156H184ZM205 157H206V156H205ZM244 157H245V156H244ZM248 157H249V156H248ZM251 157H252V156H251ZM60 158H61V157H60ZM181 158H182V157H181ZM206 158H207V157H206ZM211 158H212V157H211ZM261 158H262V157H261ZM19 159H20V158H19ZM203 159H204V158H203ZM213 159H214V158H213ZM243 159L245 160V158H243ZM246 159L248 160L247 157H246ZM251 159H253V158H251ZM259 159H260V158H259ZM259 159H258V161H259ZM262 159H263V158H262ZM13 160H14V164H13L9 169H7V170L5 171V176H6V180L9 181V186L13 187L12 189L10 188L11 190H10V189H9V190H10L11 192L15 193V196L11 198L12 200L8 201V202H10V203L6 204L5 209H3L4 211L0 214V217H1L2 219H4V220H5V217H6V220H7V218H9V216H11V214H12L14 211L16 212V209H17L16 205H17V203H19L20 200H21V195H20V194H21V191H22V190H20V193H19V192H16V190H18V189H17V186L20 187L19 184H20L21 180H23V179L26 177V175H24V174H25V173H24L23 176H25V177H24V178L22 177L23 179H21L20 175L18 174V172H20V171H19L20 169H18V167L14 166V165H16V160H17V158H16V159H13ZM179 160H180V159H179ZM182 160H183V159H182ZM214 160H215V159H214ZM227 160L230 161L229 159H227ZM232 160H233V159H232ZM241 160H242V159H241ZM241 160H240V161H241ZM184 161H185V160H184ZM184 161H180L179 163L184 162ZM192 161H190V162L192 163ZM197 161H198V162H197ZM197 161H196L195 163H201V162H199V161H202V162H203V161H205V160H202V159H201V160H197ZM228 161H227V162H228ZM245 161H246V160H245ZM260 161H261V160H260ZM133 162H134V161H133ZM164 162H165L166 164H165ZM206 162H207V161H206ZM211 162H212V161H211ZM227 162H225V163H227ZM237 162H238V160H237L235 163H237ZM246 162H248V161H246ZM249 162H250V160H249ZM252 162H254V161H252ZM8 163H9V162H8ZM49 163H50V162H49ZM131 163H132V162H131ZM139 163L141 164V162H139ZM179 163H177V164H179ZM187 163H188V162H187ZM187 163H186V164H187ZM203 163H204V162H203ZM235 163H233L234 165H232V163H230V162H228L227 165H226V164H222V167H223V165H226V166H225L226 168H225V167L221 168V172H222V169H224V168H225V170L228 169V168H231V167L229 166V164H230L231 166H236L237 164L235 165ZM240 163H241V162H240ZM240 163H239V164H240ZM262 163H263V162H262ZM11 164H12V163H11ZM93 164H94V163H93ZM164 164H165V165H164ZM181 164H182V163H181ZM212 164H213V163H212ZM216 164H217V163H216ZM243 164H244V162H243ZM243 164H242V165H243ZM254 164H255V163H254ZM91 165H92V164H91ZM179 165H180V164H179ZM179 165H177V166H179ZM182 165H183V164H182ZM184 165H185V162H184ZM184 165H183V167H184ZM200 165H203V164H200ZM208 165H210V164H208ZM247 165H249V164H247ZM43 166H44V165H43ZM125 166H127V165H125ZM177 166L175 165V167H177ZM192 166H193V165H192ZM205 166H206V165H205ZM213 166H214V165H213ZM245 166H246V165H245ZM245 166H244V167H245ZM254 166L256 167V165H253V167H254ZM259 166H260V165H259ZM25 167H26V165H25ZM179 167H180V166H179ZM196 167H197V166H196ZM200 167H202V166H198V168H200ZM217 167H218V165H217ZM217 167H216V168H217ZM219 167H220V166H219ZM240 167H241V166H240ZM240 167H239L238 169H241ZM247 167H248V166H247ZM247 167H246V169H247ZM249 167H250V166H249ZM249 167H248V168H249ZM255 167H254V168H255ZM102 168H104V165H103ZM123 168H124V167H123ZM125 168H126V167H125ZM172 168H173V167H172ZM177 168H178V167H177ZM191 168H192V167H191ZM194 168H195V167H194ZM214 168H215V167H214ZM214 168H213V169H214ZM250 168H251V170H250ZM250 168H249V171H251V175H252V174H253V173H252L253 168H252V167H250ZM77 169H78V168H77ZM80 169H81V167H80ZM80 169H79V170H80ZM121 169H122V166H121ZM121 169H120V170H121ZM173 169H175V168H173ZM173 169H172V170H173ZM181 169H182V168H181ZM185 169H186V168H185ZM185 169H184V171H180V173H179L180 176H181V175L184 176L183 173L185 172ZM202 169H203V168H202ZM204 169H205V167H204ZM218 169H219V168H218ZM244 169H245V168H244ZM257 169H258V168H257ZM260 169H261V167H260ZM260 169H258V170H256V168L254 169V170H256V172H257V173H254V174H255V177L253 176L254 174L252 175V176L254 177V179H258V178L260 177L259 180H256V181H258L257 183H256V181L254 182V181L252 180V182L255 183V184H254V187H252L251 184L249 185L248 183H245V184H247V186L245 187L246 189H245L244 186H243L244 184L242 185V183H244L243 181L245 180V177L242 176L243 174H241V177H240V176H237V179H238V177L240 178V180H241V185H242L243 188L245 189V192H244V193H246V192L248 191V192L250 193V194H249V195H250V198L252 197L251 201L249 200L250 202L248 201V202H247L248 204L246 203V205H249L248 209L246 210V211H247V212H246L247 215H246V216L244 215V218H243V220L241 219V224H239V225L244 226L243 224H247V223H245V222H251L252 224H254V227H256V228H254V229H256V230L259 229L258 224H259V222H260L259 218L261 217V215H260V217H258L257 215H259V212L261 211V209L264 210V200L261 198V197H262L261 193L264 194V189H261V186L264 185V184H263V183H264V179L261 177V176H262V173H258ZM101 170H102V169H101ZM101 170H100V171H101ZM128 170L125 169L124 171H128ZM132 170H130L129 173H130V172L132 173V172H133ZM175 170H176V169H175ZM179 170H180V169H179ZM179 170H178V172H179ZM182 170H183V169H182ZM187 170H189L190 172H192V171H191L192 169H187ZM195 170H196V169H195ZM200 170H201V168H200ZM219 170H220V169H219ZM232 170H233V169H232ZM232 170H231V171H232ZM247 170H248V169H247ZM22 171H23V170H22ZM24 171H28V172H29V169L27 168V170H24ZM46 171H47V170H46ZM124 171H123V172H124ZM170 171H171V170H170ZM173 171H174V170H173ZM176 171H177V170H176ZM176 171H174V172H176ZM198 171H199V170H198ZM198 171H197V172H198ZM236 171H237V170H236ZM236 171H235V172H236ZM240 171H242V169H241ZM244 171H245V170H244ZM261 171H262V170H261ZM263 171H264V170H263ZM28 172H26V173L28 174ZM32 172H34V171H32ZM32 172H31V173H32ZM75 172H76V176H75V175H74V176H75V178L77 179V174H78V172L80 173L81 171H78V170H77V171H75ZM97 172H98V171H97ZM102 172H103V171H102ZM123 172H122V175L126 174V173L123 174ZM178 172H177V175H178ZM182 172H183V173H182ZM190 172H189V173L187 172V173L190 174ZM195 172H196V171H195ZM215 172H217V171L215 170ZM215 172H213V174H215ZM221 172H220V173L218 172V174L221 175V176H223V175L221 174ZM225 172H228V171H225ZM237 172H238V171H237ZM31 173H30V175H31ZM98 173H99V172H98ZM133 173H134V172H133ZM166 173H167V172H166ZM201 173H202V172H201ZM203 173H204V172H203ZM208 173H209V172H208ZM222 173H224V171H223ZM238 173H239V172H238ZM240 173H241V172H240ZM244 173H245V172H244ZM246 173H248V172L246 171ZM246 173H245V174H246ZM72 174H73V173H72ZM80 174H81V176H82V174H84V171H83L82 173H80ZM94 174H95V173H94ZM101 174H102V173H101ZM167 174H168V173H167ZM216 174H217V173H216ZM233 174H235V173L233 172ZM236 174H237V173H236ZM245 174H244V175H245ZM34 175H35V174H34ZM41 175H42V174H41ZM95 175H96V174H95ZM102 175H104V172H103ZM122 175H120V176H122ZM132 175H133V174H132ZM177 175H176V176H177ZM190 175H191V174H190ZM199 175L201 176V174H199ZM204 175H206V174H204ZM219 175H218V176H219ZM227 175H229V174L227 173ZM237 175H238V174H237ZM239 175H240V174H239ZM246 175H247V174H246ZM246 175H245V176H246ZM248 175L250 176L249 173H248ZM248 175H247V176H248ZM21 176H22V175H21ZM69 176H70V175H69ZM126 176H127V175H126ZM126 176H125V177H126ZM128 176H129V174H128ZM168 176H169V175H168ZM168 176H167V177H168ZM171 176H172V175H171ZM173 176H175V175H173ZM176 176H175V177H176ZM180 176H179V177H180ZM186 176H187V175H186ZM197 176H198V175H197ZM197 176H195V178H196ZM210 176H211V175H210ZM212 176H213V175H212ZM214 176H215V175H214ZM225 176H226V175H225ZM229 176H230V175H229ZM229 176H228V178H229ZM235 176H236V175H235ZM30 177H31V176H30ZM34 177H35V176H34ZM72 177H73V176H72ZM98 177H99V176H98ZM125 177L123 176V177H121V178H124V179H125ZM132 177H133V176H132ZM165 177H166V175H165ZM165 177H164V179H165ZM177 177H178V176H177ZM188 177H189V175H188ZM192 177H193V176H191V180H194L195 178H194V177L192 178ZM226 177H227V176H226ZM226 177H224V178H226ZM263 177H264V175H263ZM27 178H28V176H27ZM31 178H33V177H31ZM73 178H74V177H73ZM78 178H79V176H78ZM80 178H81V180H82V177H80ZM99 178H100V177H99ZM182 178H183V177H182ZM199 178H201V177H199ZM203 178H205V177H203ZM209 178H211V177H209V175H208V178H207V176H206V181L209 180L208 182H211L213 179L216 180V178H218V177H216V176H215V178L212 177V180H210ZM220 178H222V177H219L218 182L215 183V184H216V186H215V187H216V191H215V192H216L217 195H214V196L221 195L223 192L228 191V190L224 191L223 180H221ZM235 178H236V177H235ZM261 178L263 179V181H262L263 183H262V184H261V182H260V181L262 180ZM20 179H21V180H20ZM36 179H37V178H34L33 180H36ZM71 179H72V178H71ZM71 179H70V180H71ZM76 179H74V181H75ZM124 179H121V180H124ZM127 179H128V178H127ZM130 179H131V178H130ZM130 179H129V180H130ZM132 179H134V178H132ZM166 179H167V178H166ZM166 179H165V180H166ZM168 179H169V177H168ZM170 179H172V178H170ZM180 179H181V177H180ZM180 179H179V180H180ZM184 179L186 180V178H184ZM187 179L189 180V178H187ZM197 179H198V178H196V181H197ZM207 179H208V180H207ZM232 179H234V177H233ZM232 179L230 178V180H232ZM250 179H251V176H250ZM252 179H253V178H252ZM72 180H73V179H72ZM159 180H161V184L159 183V185H157V184H158L157 181H159ZM173 180H174V177H173ZM185 180H184V181H185ZM202 180H203V179H202ZM202 180H201V181H202ZM215 180H214V181H215ZM226 180L229 181V179H226ZM246 180L249 181L248 177H247ZM26 181H27V180H26ZM36 181H37V180H36ZM77 181H78V180H77ZM98 181L100 182V179H99ZM126 181H127V180H126ZM163 181H164V180H163ZM196 181H195V182L193 181L194 184H197V183L199 182V181H198V182L196 183ZM224 181H225V179H224ZM235 181H236V179H235ZM238 181H239V179H238ZM23 182H24V181H23ZM23 182H22V183H23ZM28 182H29V178H28ZM30 182H31V181H30ZM33 182H34V181H33ZM58 182H59V181H58ZM63 182H64V181H63ZM71 182H72V181H71ZM71 182H70V183H71ZM133 182H134V183H133ZM176 182L178 183L179 181L177 180ZM180 182H181V181H180ZM208 182H207V183H208ZM215 182H216V181H215ZM225 182H226V186H227V185H228V186H231L230 183L227 184V181H225ZM230 182L232 183V182H234V181L232 180V181H230ZM236 182H237V181H236ZM245 182H247V181H245ZM5 183H6V182H5ZM61 183H62V181H61ZM73 183H74L75 185L77 184L76 181L73 182ZM100 183H101V182H100ZM100 183H99V186H100ZM170 183L172 184V182H170ZM183 183H184V182H183ZM183 183H181V185H182ZM187 183H189V181H188ZM202 183H203V182H202ZM205 183H206V182H205ZM213 183H214V182H212V184H213ZM239 183H240V182H239ZM249 183H251V182H249ZM23 184H25V183H23ZM28 184H29V183H28ZM32 184H33V183H32ZM55 184H56V183H55ZM57 184H58V183H57ZM62 184H63V183H62ZM175 184H176V183H175ZM179 184H180V183H179ZM184 184H185V183H184ZM203 184H204V183H203ZM215 184H214V185H215ZM229 184H230V185H229ZM252 184H253V183H252ZM30 185H31V184H30ZM81 185H83V183H82ZM81 185H79V186L83 188L84 186H81ZM94 185H96V184H94ZM131 185H132V186H131ZM160 185L162 186V188H161ZM163 185H164V184H163ZM181 185H180V186H181ZM185 185H187V184H185ZM209 185H211V184H209ZM234 185H235V184H234ZM234 185L232 184V186H234ZM237 185H238V184H237ZM77 186H78V184H77ZM115 186H116V185H115ZM165 186H166V185H165ZM170 186H171V185H170ZM173 186H174V185H172V187H173ZM176 186L178 187L179 185L176 184ZM180 186H179V187H180ZM192 186H193V185H192ZM197 186H198V185H197ZM228 186H227V187H228ZM242 186H241V187H242ZM31 187H32V186H31ZM73 187H74V186H73ZM73 187H71V191H73L72 193L74 194L76 191L74 192V190L72 189ZM168 187H169V186H168ZM172 187H171V188H172ZM179 187H178V188H179ZM185 187H186V186H185ZM188 187H191V186L189 185ZM207 187L209 188L210 186H207ZM212 187H213V186H212ZM263 187H264V186H263ZM115 188H116V187H115ZM152 188H154V187H152ZM181 188H182V187H181ZM186 188H187V187H186ZM195 188H196V187H195ZM195 188H194V189H195ZM200 188H201V187H200ZM208 188H207V189H208ZM225 188H226V187H225ZM228 188H229V187H228ZM230 188H233V187H230ZM243 188H242V190H243ZM52 189H53V188H52ZM98 189H99V188H98ZM98 189H97V190H98ZM190 189H191V188H190ZM201 189H202V191L204 192V189H206V188H203V187H202ZM213 189H214V188H213ZM1 190H2V189H1ZM4 190H5V189H4ZM9 190H8V191H9ZM24 190H25V189H24ZM31 190H32V189H31ZM57 190H58V189H57ZM65 190H67V188H66ZM80 190H81V189H78V191H80ZM99 190H100V189H99ZM180 190H181V189H180ZM182 190H183V188H182ZM182 190H181V191H182ZM210 190H211V189H210ZM10 191H9V192H10ZM18 191H19V190H18ZM26 191H27V190H26ZM26 191H25V192H26ZM28 191H29V192H27V193L29 194V193H30V189H29ZM37 191H39V189H37ZM41 191H42V189H40L39 192H41ZM69 191H70V189H69ZM78 191H77V192H78ZM82 191L84 192V190H81V192H82ZM115 191H116V190H115ZM175 191H177V190H175ZM181 191H178V192H181ZM194 191H195V190H194ZM231 191L236 192V191H234V190H231ZM238 191H239V190H238ZM240 191H241V190H240ZM22 192H23V191H22ZM34 192H35V190H34ZM34 192H33V193H34ZM42 192H44V191H42ZM77 192H76V194H77ZM198 192L201 193V190L198 191ZM205 192H207V191H205ZM215 192H214V193H215ZM17 193H18V194H17ZM35 193H36V192H35ZM67 193H68V192H67ZM70 193H71V192H70ZM70 193H69V194H70ZM79 193H80V192H79ZM115 193H116V192H115ZM209 193H210V191H209ZM227 193H228V192H227ZM229 193H230V192H229ZM240 193H241V192H240ZM240 193H239V194H240ZM31 194H32V193H31ZM76 194H75V195H76ZM117 194H119V193H117ZM171 194H172V191H171ZM174 194H175V193H173L172 195L174 196ZM182 194H183V193H182ZM182 194H181V195H182ZM195 194H196V193H195ZM204 194H205V193H204ZM207 194H208V192H207ZM207 194H206V195H207ZM211 194H212V192H211ZM211 194H208V195L210 196ZM234 194H235V193H234ZM26 195H27V194H26ZM29 195H30V194H29ZM29 195H28V196H29ZM70 195H71V194H70ZM78 195H81V194H78ZM206 195H203V194L200 195L201 198H202V200H201V198H200V201H202L203 203H204L203 200L205 199V196H206ZM223 195H224V194H223ZM228 195H229V194H228ZM231 195H232V194H231ZM235 195H236V194H235ZM235 195H234V196H235ZM246 195H247V194H246ZM28 196H27V197H28ZM33 196H34V198H35L36 194H33ZM33 196H32V197H33ZM97 196H98V194H97ZM131 196H132V198H131ZM173 196H169V198L172 197V199H173ZM198 196H199V193H198ZM203 196H204V199H203ZM209 196H208V198H209ZM211 196H212V195H211ZM237 196H239V195L237 194ZM242 196H244V195H242ZM78 197H79V196H78ZM9 198H10V196H9ZM30 198H31V196H30ZM69 198H70V197H69ZM74 198H75V197H73V199H74ZM89 198H90V196H89ZM95 198H96V196H95ZM156 198H157V199H156ZM208 198H207V196H206V199H208ZM218 198H219V196H218ZM240 198H241V196H240ZM247 198H248V195H247ZM250 198H249V199H250ZM263 198H264V196H263ZM22 199H23V198H22ZM27 199H28V198H26V202H27ZM35 199H36V198H35ZM76 199H77V197H76ZM139 199H140V198H139ZM153 199H154V198H153ZM175 199H176V198H175ZM196 199H197V198H196ZM196 199H194V200L196 201ZM206 199H205V202H206ZM219 199H224V198H223V196H222V198H219ZM237 199H238V198H237ZM117 200H118V199H117ZM123 200H126V199H123ZM162 200L164 201V199H162ZM165 200H166V199H165ZM176 200L179 201L178 198H177ZM194 200H193V201H194ZM197 200H198V199H197ZM224 200H225V199H224ZM228 200H229V199H228ZM231 200H232V199H231ZM231 200H230V201H231ZM240 200H241V199H240ZM243 200H245V199H243ZM120 201H119L118 203H121ZM139 201H140V200H139ZM142 201H143V199H142ZM153 201H154V200H152V203H153ZM174 201H175V200H174ZM174 201H171L172 203H171L170 201H168V202H170L171 205H174V204H175V206H176V203H173ZM180 201H181V200H180ZM180 201H179V202H180ZM207 201H208V200H207ZM246 201H247V200H246ZM246 201H243V203H241V202H242V201H241V202H239V203H240V204H244V202H246ZM259 201H260V203H259ZM33 202H34L33 200H32V201L30 200V202H27L28 204H26V205L31 206V205L33 204L32 206H34V203H35V202H34V203H33ZM68 202H69V201H68ZM123 202H124V201H123ZM164 202H166V201H164ZM164 202H163L162 204H164ZM175 202H176V201H175ZM179 202L177 203V207H176V208L180 207V205L178 206ZM185 202H186V201H185ZM220 202H221V201H220ZM226 202H228V201H226ZM226 202H225V205L228 204V203L226 204ZM232 202H233V201H232ZM234 202H235V201H234ZM62 203H63V202H62ZM62 203H60V204H62ZM70 203H71V202H70ZM70 203H69V204H70ZM126 203H128V201H126ZM140 203H141V201H140ZM144 203H146V202L144 201ZM152 203H151V204H152ZM154 203H155V202H154ZM181 203H182V202H181ZM186 203L188 204V202H186ZM189 203H190V202H189ZM192 203L195 204V202H192ZM196 203H197V202H196ZM203 203H201V204H203ZM221 203H224L223 200H222ZM15 204H16V205H15ZM21 204H22V203H21ZM21 204H20V205H21ZM142 204H143V203H142ZM155 204H156V203H155ZM159 204H160V203H159ZM159 204H158V205H159ZM206 204H207V203H206ZM208 204H209V203H208ZM230 204H231V203H229L228 206H230ZM237 204H238V203H237ZM257 204H258V205L260 204V207H259V208H260V211H258V209L255 208ZM67 205H68V203H67ZM70 205H71V204H70ZM73 205H74V203H73ZM73 205H71V206H73ZM123 205H124V204H123ZM123 205H122V206H123ZM126 205H127V204H126ZM140 205H141V204H140ZM152 205H153V204H152ZM165 205H166V204H165ZM183 205L186 206V204H183ZM195 205H196V204H195ZM197 205H198V203H197ZM199 205H200V203H199ZM203 205H204V204H203ZM215 205H216V204H215ZM231 205H233V204H231ZM52 206H53V205H52ZM57 206H58V205H57ZM61 206L63 207L64 205H61ZM61 206H60V207H61ZM65 206H66V205H65ZM122 206H121V207H122ZM153 206H154V205H153ZM155 206H156V209H157L158 206H157V205H155ZM159 206H160L161 209L163 208V207H161V205H159ZM163 206H164V205H163ZM175 206H174V207H175ZM185 206H184V207H185ZM189 206H190V205H189ZM201 206H202V205H201ZM201 206H198V207L195 206V208H196V209L198 208V211L200 210V212H203L204 210H202V209H203V208L205 209V205H204V207L202 206L203 208H199V207H201ZM244 206H245V205H244ZM19 207H20V206H19ZM22 207H23V206H22ZM26 207H27V206H26ZM54 207H55V206H54ZM58 207H59V206H58ZM75 207H76V205H75ZM132 207H133V206H132ZM165 207H167V206H165ZM165 207H164V208H165ZM174 207H173V209H174ZM181 207H182V206H181ZM184 207H183V208H184ZM191 207H192V206H190V209L193 208V207H192V208H191ZM224 207H225V206H224ZM257 207H258V206H257ZM3 208H4V207H3ZM20 208H21V207H20ZM30 208H31V207H29V208H27V209L30 210ZM66 208H68V207H66ZM66 208H63V209H66ZM70 208H74V207H70ZM125 208H126V206H125ZM127 208H128V207H127ZM129 208H130V207H129ZM169 208H170V207H169ZM169 208H168V209H169ZM188 208H189V207H188ZM25 209H26V208H25ZM51 209H52V208H51ZM59 209H61V208H59ZM63 209H61V210H63ZM121 209H124V206H123ZM170 209L173 210V209H172V206H171ZM181 209H182V208H180V210H181ZM196 209H195V210H196ZM207 209H208V208H207ZM211 209H212V208H211ZM215 209H216V208L214 207L213 210H215ZM241 209H243V206H242ZM32 210H33V209H32ZM66 210H67V209H66ZM66 210H63V212L66 211ZM73 210H74V209H72L71 211H73ZM80 210H83V209H80ZM127 210H128V209H127ZM129 210H130V209H129ZM129 210H128V211H129ZM175 210H176V209H175ZM175 210H174V211H175ZM184 210H185V209H184ZM186 210H189V209H186ZM201 210H202V211H201ZM243 210H244V209H243ZM17 211H19V210H17ZM21 211H22V210H21ZM25 211H27V210H25ZM52 211H53V209H52ZM54 211H55V210H54ZM59 211H60V210H59ZM59 211H58V213H59ZM69 211H70V209H69ZM71 211H70V212H71ZM75 211H76V210H74L73 212H75ZM121 211H122V210H121ZM121 211H120V212H121ZM123 211H124V210H123ZM125 211H126V210H125ZM130 211H131V210H130ZM130 211H129V212H130ZM158 211H161V210L158 209ZM167 211H168V210H167ZM176 211H177V210H176ZM176 211H175V212H176ZM192 211H194V209H193ZM196 211H197V210H196ZM198 211H197V212H198ZM206 211H207V210L205 209V211H204L203 213H205ZM211 211H212V210H211ZM215 211H216V210H215ZM257 211H258V212H257ZM15 212H14V213H15ZM29 212H30V211H29ZM32 212H33V211H32ZM126 212H127V211H126ZM170 212H171V211H170ZM175 212H174V213H175ZM177 212H178V211H177ZM179 212H180V211H179ZM179 212H178V213H179ZM187 212H188V214H189V211H187ZM207 212H210V210H208ZM218 212H219V211H218ZM218 212H217V213H218ZM18 213H19V212H18ZM65 213H66V212H65ZM75 213H76V212H75ZM75 213H74V215H72L71 213L68 214V212H67V213H66V217H65V216L62 217L64 214H63L62 216H59L57 219H58V222H59L60 227H61V226H64V227H65V225H70V227L72 226V228H74V227H73V224L75 223V221H78V222H79V221H80L79 218H81V216L84 215V214L81 215L80 213H78V214L80 215V216H78L77 214L75 215ZM83 213H84V212H83ZM122 213H123V212H122ZM122 213H121V215H122ZM172 213H173V211H172ZM185 213H186V212L184 211V214H185ZM192 213H193V212H192ZM217 213H215V215H216ZM219 213H220V212H219ZM242 213H243V212H242ZM257 213H258V214H257ZM22 214H23V212H22ZM24 214H25V213H24ZM24 214H23V215H24ZM27 214H28V213H27ZM34 214H35V213H34ZM34 214H33V215H34ZM36 214H37V213H36ZM41 214H43V213H41ZM41 214H40V215H41ZM59 214H60V213H59ZM61 214H62V213H61ZM67 214H68V216H67ZM85 214H86V212H85ZM123 214H124V213H123ZM127 214H128V212H127ZM175 214H176V213H175ZM181 214H182L181 217H182V220H183V218H184L185 216L183 217V212H181ZM188 214L186 213V217H188V216L191 214V212H190L189 215H188ZM195 214H196V213H195ZM195 214H191V215H195ZM211 214L213 215V213H211ZM256 214H257V215H256ZM12 215H13V214H12ZM38 215H39V214H38ZM38 215H37V216H38ZM57 215H58V214H57ZM177 215H180V213L177 214ZM187 215H188V216H187ZM199 215H200V214H199ZM201 215H203V214H201ZM201 215H200V216H201ZM205 215H206V213H205ZM205 215H204V216H205ZM207 215H208V213H207ZM207 215H206V216H207ZM220 215H221V214H220ZM237 215H238V214H237ZM237 215H235V216H237ZM19 216H20V215H19ZM25 216H27V215H25ZM84 216H86V215H84ZM122 216H123V215H122ZM125 216H126V214H125ZM153 216H154V215H153ZM155 216H156V214H155ZM196 216H198V215H196ZM206 216H205L204 218H206V219L208 220V218L210 217V214H209L208 217H206ZM28 217H29V216H28ZM175 217H176V216H175ZM177 217H178V216H177ZM177 217H176V218H177ZM179 217H180V216H179ZM179 217H178V218H179ZM186 217H185V218H186ZM189 217H190V216H189ZM194 217H195V216H192V218L190 217V218H191L190 220H191L192 222L194 221V220H192V219H196V217H195V218H194ZM214 217H215V216H214ZM221 217H223V215H222ZM221 217H219V221H220ZM232 217H233V216H232ZM1 218H0V219H1ZM15 218H16V217H15ZM20 218H21V216H20ZM23 218H24V217H23ZM55 218H56V217H55ZM84 218H85V217H84ZM185 218H184V220H185ZM198 218H199V217H198ZM198 218H197V219H198ZM202 218H203V217H202ZM210 218H213V217L211 216ZM216 218H217V215H216ZM224 218H225V217H224ZM233 218H234V217H233ZM240 218H241V217H240ZM261 218H262V217H261ZM261 218H260V219H261ZM10 219H11V218H10ZM31 219H32V218H31ZM123 219H124V218H123ZM123 219H122V220H123ZM153 219H154V218H153ZM186 219H187V218H186ZM217 219H218V218H217ZM225 219H227V218H225ZM228 219H229V218H228ZM262 219H264V218H262ZM8 220H9V219H8ZM12 220H14V219H12ZM55 220H56V219H55ZM81 220H82V218H81ZM83 220H84V219H83ZM198 220H199V219H198ZM230 220H231V217H230ZM230 220H229V221H230ZM237 220H238V218H237ZM2 221H3V220H2ZM22 221H24V223H25V220H24V219H23ZM27 221H28V220H27ZM29 221L31 222V220H29ZM33 221H34V220H33ZM84 221H85V220H84ZM125 221H126V220L124 219V220L122 221V223H124ZM128 221H129V220L127 219L126 223H127ZM130 221H131V220H130ZM152 221H153V220H152ZM186 221H189V218H188V220H186ZM196 221H197V220H195L194 222H195V223H199V222L202 223V222H203L202 220L199 221V222H196ZM210 221H212V222L214 221V222H215V220H212V219H211ZM222 221H223V220H222ZM229 221H228V222H229ZM234 221H235V220H234ZM234 221H233V222H234ZM5 222H6V221H5ZM5 222H3V223L5 224ZM13 222H15V221H13ZM13 222H12V224H13ZM18 222H19V221H18ZM82 222H83V221H82ZM192 222H190V225L188 226L189 229L191 228V226H193V224H195L194 222H193V223H192ZM204 222L206 223V225H207V223H208V226L210 225L209 223H211V222H209V220H208V221L205 220ZM224 222H225V221L222 222V223H223L222 225H225ZM231 222H232V220L230 221V223H231ZM237 222H238V221H237ZM261 222H262V221H261ZM263 222H264V221H263ZM3 223H2V224H3ZM15 223H16V222H15ZM20 223H22V222H19V224H17V225L21 226ZM28 223H29V222H28ZM33 223H35V222H33ZM47 223H48V222H47ZM56 223H57V221H56ZM76 223H77V222H76ZM126 223H125V225H127ZM187 223H188V222H186V224H187ZM216 223L218 224V222H216ZM226 223H227V222H226ZM0 224H1V223H0ZM25 224H26V223H25ZM151 224H152V222H151ZM202 224H203V223H202ZM235 224H236V223H235ZM237 224H238V223H237ZM237 224H236V225H237ZM252 224L249 223V225H252ZM17 225H16V226H17ZM26 225H28V224H26ZM29 225H31V224H29ZM32 225H33V224H32ZM36 225H38V223L35 224L34 226H36ZM39 225H40V224H39ZM54 225H55V224H54ZM57 225H58V224H57ZM74 225H75V224H74ZM154 225H155V224H154ZM154 225H153V226H154ZM187 225H188V224H187ZM195 225L197 226L198 224H195ZM204 225H205V224H204ZM218 225H219V224H218ZM231 225H232V224H231ZM247 225H248V224H247ZM247 225L244 226V227H247ZM263 225H264V223H263ZM10 226H11V225H10ZM22 226H23V224H22ZM24 226H25V225H24ZM128 226H129V225H128ZM155 226H157V225H155ZM165 226H166V225H165ZM172 226H174V225H172ZM172 226H169V228L166 226L167 229H169V230H168L169 232H173L172 230H173L174 228L177 229L176 227H173V229H172V228H171ZM216 226H217V225H216ZM219 226H221V224H220ZM227 226H228V225H227ZM227 226H226V228H225L226 230L228 229ZM241 226H240V227H241ZM27 227H28V226H27ZM36 227H37V226H36ZM36 227H33V228H36ZM38 227H39V226H38ZM38 227H37V228H38ZM43 227L45 228V226H43ZM43 227H42V229H43ZM51 227L53 228L54 226L52 225ZM66 227H68V228L70 229L69 226H66ZM194 227H195V226H194ZM194 227H193L192 229H194ZM197 227H199V226H197ZM222 227H223V226H222ZM230 227H231V226H230ZM238 227H239V226H238ZM249 227H251V226H249ZM249 227L245 228V230H246V229L248 230ZM25 228H26V226H25ZM40 228H41V227H40ZM48 228H49V227H48ZM56 228H57V226H56ZM62 228H63V227H62ZM62 228H61V229H62ZM146 228H147V227H146ZM153 228H155V227H153ZM153 228H151V227L148 228V231L150 232L148 236H149L150 238L153 237V236H151V235H153V234L155 233V231L159 230L161 227H159L157 230L154 229L155 231L152 230ZM156 228H157V227H156ZM201 228L204 229L205 226H201ZM208 228H209V227H208ZM208 228H207V229H204V231H205L204 233H205V235H207V236H208V233H206V230H207V232H208V231H209ZM252 228H253V225H252ZM8 229H9V228H8ZM14 229H16V228H14ZM23 229H24V228H23ZM23 229H22V230H23ZM31 229H32V228H31ZM59 229H60V228H59ZM163 229H166V228L164 227ZM163 229H162V230H163ZM167 229H166V230H167ZM170 229H171V230H170ZM175 229H174V232H175ZM178 229H179V228H178ZM216 229H217V228H216ZM220 229H221V228H220ZM225 229H224L223 233L225 232ZM237 229H238V228H237ZM242 229H243V227H242ZM249 229H250V228H249ZM6 230H7V229H6ZM12 230H13V229H12ZM16 230H17V229H16ZM16 230H15V231H16ZM33 230H35V229H33ZM39 230H40V229H39ZM43 230H44V229H43ZM54 230H55V229H54ZM63 230H64V229H62V232H63ZM65 230H66V228H65ZM71 230H72V229H71ZM143 230H145V227H144ZM143 230H142V231H143ZM179 230H180V229H179ZM210 230H212V232H213V228H211ZM259 230H260V229H259ZM259 230H258V231H259ZM7 231H8V230H7ZM10 231H11V230H10ZM17 231H18V230H17ZM25 231H26V230H25ZM30 231L32 232V230H30ZM35 231H36V230H35ZM35 231H33V232L35 233ZM67 231H68V229H67ZM69 231H70V230H69ZM72 231H73V230H72ZM140 231H141V229H140ZM142 231H141V232H142ZM151 231H152V234H151ZM176 231H177V230H176ZM192 231H194V230H192ZM198 231H200V230H198ZM251 231H253V230H251ZM19 232H20V230H19ZM21 232H22V231H21ZM36 232H37V231H36ZM57 232H58V231H57ZM73 232H75V231H73ZM143 232H144V231H143ZM143 232H142V233H143ZM153 232H154V233H153ZM178 232H179V231H178ZM202 232H203V231L201 230V234H202ZM217 232H220L219 229L217 230ZM217 232H215V233H217ZM226 232H227V231H226ZM226 232H225V233H226ZM246 232H248V231H246ZM249 232H250V230H249ZM249 232H248V233H249ZM253 232L255 233L256 231L254 230ZM253 232H251L252 234H251V233H250V234H251V235H254ZM259 232H260V233H264V230L261 228V230H260ZM10 233H11V232H10ZM29 233H30V232H29ZM38 233H39V232H38ZM38 233H37V234H38ZM53 233H54V232H53ZM53 233L51 232V234H53ZM69 233H70V232H69ZM84 233H85V232H84ZM84 233H83V235H84ZM142 233H141V235H142ZM204 233H203V234H204ZM221 233H222V232H221ZM225 233H224V235H225ZM248 233H247V234L245 233V234H246V235H249ZM1 234H2V233H1ZM6 234H7V233H6ZM8 234H9V233H8ZM11 234H13V236L11 235V237H12V241L14 240L15 243L19 241V242H23V244H24V243H27V242H29L30 240H32V237L30 236L31 233H30V235H28V233H27L24 237L22 236V238H20L19 233L13 232V233H11ZM21 234H22V233H21ZM57 234H58V233H57ZM144 234H148L147 229H146V233L144 232ZM210 234H212L211 231H210ZM242 234H243V233H242ZM2 235H3V234H2ZM4 235H5V234H4ZM53 235H54V234H53ZM74 235H75V234L73 233V236H74ZM83 235L80 234L79 237H80V236H83ZM226 235H227V234H226ZM226 235H225V236H226ZM50 236H52V235H50ZM55 236H56V235H55ZM55 236H54V237H55ZM61 236H64V235H61ZM66 236H67V235H66ZM73 236H72V238H74ZM157 236H158V235H157ZM203 236H204V235H203ZM203 236L201 235V237H203ZM220 236H221V234L219 235L218 238H220ZM222 236H223V235H222ZM225 236H224V237H225ZM227 236H228V235H227ZM244 236H245V235H244ZM261 236H262V235H261ZM263 236H264V235H263ZM263 236H262V237H263ZM11 237L9 236L8 238H11ZM34 237H35V236H34ZM48 237H49V236H48ZM48 237H47V238H48ZM56 237H57V236H56ZM56 237H55V238H56ZM58 237H59V234H58ZM143 237H144V235L142 236V238H143ZM145 237H146V235H145ZM149 237H148V239H150ZM174 237H176V235H175ZM205 237H206V236H205ZM209 237H210V236H209ZM252 237H253V236H252ZM256 237H257V236H256ZM4 238H5V237H1V239H4ZM38 238H39V237H38ZM49 238H50V237H49ZM52 238H53V237H52ZM55 238H54V239H55ZM60 238L62 239V237H59V239H60ZM64 238H65V237H64ZM68 238H71V237H68ZM83 238H84V237H82V238L80 237V242L82 241ZM142 238H141V240H143ZM146 238H147V237H146ZM216 238H217V237H216ZM218 238H217V240H218ZM241 238H242V237H241ZM243 238H244V237H243ZM245 238H246V237H245ZM5 239H6V238H5ZM5 239H4V240H5ZM34 239H35V238H34ZM36 239H37V237H36ZM42 239H44V238H42ZM57 239H58V238H57ZM144 239H145V238H144ZM151 239H152V240L154 239V241H155V238H151ZM157 239H158V237H157ZM157 239H156V240H157ZM160 239H161V237H160ZM173 239H174V238H173ZM206 239L208 240V238H206ZM223 239H224V241H225V239H227V237H225V238H223ZM223 239H222V242H223ZM228 239H229V237H228ZM253 239L256 241V238H253ZM262 239H264V238H262ZM6 240H7V239H6ZM37 240H38V239H37ZM39 240H40V239H39ZM46 240H47V239H46ZM48 240H49V239H48ZM50 240H51V238H50ZM52 240H53V239H52ZM52 240H51V241H52ZM65 240H66V239H65ZM71 240H72V239H70V241H71ZM145 240H146V241L144 242V245H145L146 243L152 241V240L150 241V240H147V239H145ZM254 240H253V241H254ZM12 241H11V242H12ZM160 241H162V239L159 240V242H160ZM205 241H206V240H205ZM208 241H209V240H208ZM212 241H213V240H212ZM212 241H211L210 243H212ZM219 241H220V240H219ZM228 241H229V240H228ZM228 241H227V242H228ZM5 242H6V241H5ZM7 242H9V241H7ZM7 242H6L5 244H7ZM31 242H32V241H31ZM33 242H34V241H33ZM35 242H36V241H35ZM38 242H39V241H38ZM80 242H78L77 244H79ZM139 242H141V241H139ZM152 242H153V241H152ZM155 242H157V241H155ZM159 242H158V243H159ZM227 242L225 241L226 244H227ZM230 242H231V241H230ZM230 242H229V243H230ZM232 242H233V241H232ZM238 242H240V241H238ZM238 242H237V243H238ZM70 243H71V242H70ZM197 243H198V242H197ZM204 243H205V242H204ZM206 243H207V242H206ZM219 243H220V242H219ZM219 243H217V244H219ZM237 243H236V244H237ZM240 243H241V242H240ZM261 243H262V242H261ZM0 244H1V243H0ZM8 244H9V243H8ZM20 244H21V243H19L18 245H20ZM23 244H21V245H23ZM29 244H30V243H29ZM29 244H28V245H29ZM80 244H81V243H80ZM139 244L142 245V246H141L142 251H143V250H146V251H145V254H146V253H147V254H146L145 256H146V257H149V255H150L149 248H150V244H151V243H150V244L148 243L149 245H148V244L145 245V247H146V246H147V247L149 246L148 249H147V248L144 249V245H143V243H139ZM207 244H208V243H207ZM221 244H222V243H220V246H221ZM234 244H235V243H234ZM243 244H244V241H243ZM2 245H4V244H2ZM2 245H1V246H2ZM11 245H12V244H11ZM16 245H17V244H16ZM18 245H17V246H18ZM81 245H82V244H81ZM140 245H139V246L137 245L138 247L136 246V249H139V250H140V248H139ZM223 245H224V244H222L221 248H223V247L225 246V245H224V246H223ZM229 245H230V244H229ZM257 245L260 246V244H257ZM4 246H5V245H4ZM14 246H15V245H14ZM17 246H16V248H18ZM26 246H27V245H26ZM26 246H25V247H26ZM32 246H33V244L31 245V247H32ZM34 246H35V244H34ZM79 246H80V245H79ZM102 246H103L104 249H106V247H107V246L105 247L103 243H102ZM218 246H219V245H218ZM220 246H219V248H220ZM232 246H233V243H232ZM232 246H227L228 251H229V248H228V247H231V250H232V248H233ZM234 246H235V245H234ZM252 246H253V244H252ZM19 247H20V246H19ZM22 247L24 248V246H22ZM28 247H29V246H28ZM31 247H30V248H31ZM241 247H242V246H241ZM253 247H254V246H253ZM0 248H1V247H0ZM33 248H34V247H33ZM33 248H32V249H33ZM47 248H48V247H47ZM80 248H82V246H81ZM201 248H202V247H201ZM225 248H226V247H225ZM236 248H237V246H236ZM255 248H256V247H255ZM258 248H259V247H258ZM258 248H257V249H258ZM71 249H72V248H71ZM198 249H199V247H198ZM223 249H224V248H223ZM223 249H222V250H223ZM227 249H224V250L226 251ZM233 249H235V248H233ZM237 249H240V251H241V248H237ZM237 249H236V250H237ZM262 249H263V248H262ZM17 250H18V249H17ZM29 250H30V253H31V249H29ZM35 250H36V249H35ZM42 250H43V248H42ZM61 250H62V249H61ZM147 250H148V251H147ZM174 250H175V249H174ZM199 250H200V249H199ZM218 250H219V249H218ZM251 250H252V248H251ZM255 250H256V249H255ZM259 250H260V249H259ZM263 250H264V249H263ZM263 250H262V251L260 250V251L262 252V254H261L260 251L257 250L258 252H260L261 255H260L257 251H254V252H255V255L253 254L254 257L256 258V255H257L256 252L258 253V255H260V256L257 255L258 257H261L262 255H264V253H263L264 251H263ZM2 251H3V250H2ZM2 251H1V252H2ZM9 251H10V250H9ZM32 251H33V250H32ZM58 251H59V250H58ZM136 251H138V250H136ZM172 251H173V250H172ZM172 251H171V252H172ZM175 251H176V250H175ZM197 251H198V250H197ZM197 251H196V253H197ZM200 251H201V250H200ZM208 251H209V249H208ZM232 251H234V250H232ZM238 251H239V250H238ZM252 251H253V250H252ZM252 251H251V252H252ZM3 252H5V251H3ZM47 252H48V251H47ZM55 252H56V251H55ZM67 252L69 253V251H67ZM73 252H75V251H73ZM101 252H103V250H102ZM138 252L141 253L140 251H138ZM148 252H149V254H148ZM173 252H174V251H173ZM176 252H177V251H176ZM198 252H199V251H198ZM212 252H213L212 254H214V251H212ZM221 252H222V251H221ZM226 252H227V251H226ZM234 252H235V251H234ZM234 252H233V253H234ZM36 253H37V252H36ZM49 253H50V252H49ZM57 253H58V252H57ZM97 253H99V252H97ZM142 253H144V251H143ZM207 253H208V252H207ZM209 253L211 254L210 251H209ZM235 253H236V252H235ZM242 253H243V252H241V254H240V253H236V255L239 254V255L242 256ZM4 254H5V253H4ZM39 254H41V253H39ZM60 254H61V253H60ZM62 254H63V252H62ZM178 254H179V250H178ZM204 254H206V252H205ZM210 254H209V255H210ZM225 254H226V253H225ZM227 254H228V253H227ZM2 255H3V254H2ZM34 255H35V254H34ZM36 255H37V254H36ZM63 255H65V253H64ZM66 255H68V254H66ZM141 255H142V254H141ZM147 255H148V256H147ZM151 255H152V254H151ZM175 255H176V254H175ZM175 255L173 256V255L171 254V256H173V257H175ZM180 255H181V253H180ZM184 255H185V254H184ZM198 255H199V254H198ZM198 255H197V256H198ZM202 255H203V253H202ZM209 255H207V256L209 257ZM215 255H216V254H215ZM231 255H233V254H230V256H231ZM234 255H235V254H234ZM4 256H5V255H4ZM4 256H3V257H4ZM6 256H7V254H6ZM6 256H5V257H6ZM24 256H25V255H24ZM56 256H57V255H56ZM59 256H61V255H59ZM59 256H58V257H59ZM68 256H69V255H68ZM76 256H77V255H76ZM100 256H101V255H100ZM100 256H98V257H100ZM102 256H103V255H102ZM145 256L142 255V257H145ZM182 256H183V255H182ZM199 256H200V255H199ZM216 256H217V255H216ZM21 257H22V256H21ZM25 257H26V256H25ZM25 257H24V258H25ZM30 257H31V256H30ZM36 257H37V256H36ZM64 257H65V256H64ZM85 257H87V256H85ZM151 257H152V256H151ZM151 257H150V258H151ZM208 257H207V258H208ZM211 257H212V256H211ZM231 257H232V256H231ZM246 257H247V256H246ZM249 257H251V255H250ZM1 258H2V257H1ZM28 258H29V257H28ZM42 258H43V257H42ZM44 258H45V257H44ZM66 258H67V257H66ZM76 258H77V257H76ZM107 258H108V257H107ZM123 258H124V257H123ZM123 258L120 257V261H122L121 259H123ZM126 258H129V257H126ZM126 258H124L123 260H124V261H125V260H128V259H126ZM178 258H179V255H178ZM196 258H197V257H196ZM207 258H206L205 260L208 262ZM212 258H213V257H212ZM212 258H211V259H212ZM233 258H234V256H233ZM236 258L239 259V258H241V257L239 256V258H238V257L236 256ZM236 258H235V259H236ZM243 258H245V257H243ZM261 258H263V256H262ZM261 258H260V259H261ZM30 259H31V258H30ZM40 259H41V258H40ZM40 259H39V261H41ZM45 259H47V258H45ZM69 259H70V258H69ZM78 259H79V258H78ZM78 259H77V260H78ZM97 259H98L99 261H102V262L104 261V260H102L103 258H102V259H101V258H97ZM108 259H111V260H112L113 258H110V256H109ZM172 259H173V258H172ZM179 259H180V258H179ZM179 259H177V260H179ZM185 259H187V258H185ZM185 259H183V260H185ZM199 259H200V257H199ZM214 259H217V260H218L219 258H215V257H214ZM237 259H236V260H237ZM256 259H257V258H256ZM260 259H259V260L257 259V260H258L259 263L261 264V262H264V261H262L263 259L260 261ZM0 260H1V259H0ZM28 260H29V259H28ZM32 260H34V259L32 258L31 261H32ZM129 260H130V259H129ZM129 260H128V261H129ZM175 260H176V259H175ZM181 260H182V259H181ZM183 260H182V261H179V262H180V263H181V262H184ZM187 260H188V259H187ZM194 260H195V259H194ZM201 260H202V259H201ZM203 260H204V259H203ZM209 260H210V259H209ZM217 260H216V261H217ZM219 260H220V259H219ZM221 260H222V259H221ZM236 260H234V261H236ZM241 260H242V258H241ZM243 260H244V259H243ZM246 260H247V259H246ZM253 260H254V258L252 259L253 264H258V263H255V262H258V261H256V260L253 261ZM3 261H4V260H3ZM10 261H11V260H10ZM15 261H16V260H15ZM26 261H27V260H26ZM29 261H30V260H29ZM29 261H28V262H29ZM31 261H30V263H31ZM99 261H98V262H99ZM113 261H114V259L112 260V262H111V261H110V262L113 263ZM118 261H119V260H117V261L115 260V262H116L117 264H118ZM120 261H119V262H120ZM128 261H125V262H128ZM192 261H193V260H192ZM197 261H198V260H197ZM11 262H12V261H11ZM33 262H36V261H33ZM92 262H95V261H92ZM92 262H90L89 264H92ZM105 262H106V264L108 263V261H105ZM105 262H104V263H105ZM115 262H114V263H115ZM122 262H123V261H122ZM173 262H174V261H173ZM176 262H177V261H175V263H176ZM185 262L189 263L190 261H185ZM193 262H195V261H193ZM201 262H202V261H201ZM207 262H206V264H207ZM209 262H210V261H209ZM209 262H208V263H209ZM214 262H215V261H214ZM224 262H226V260H225ZM242 262H243V261H242ZM244 262H245V261H244ZM250 262H251V260H250ZM250 262H248V263H250ZM18 263H19V262H18ZM60 263H61V262H60ZM60 263H59V264H60ZM120 263H121V262H120ZM120 263H119V264H120ZM191 263H192V262H191ZM195 263H196V262H195ZM197 263H198V262H197ZM203 263H204V262H203ZM203 263H200V264H203ZM220 263L223 264V262H221V261H220ZM246 263H247V261H246ZM10 264H11V263H10ZM12 264H13V262H12ZM14 264H15V263H14ZM32 264H33V263H32ZM108 264H110V263H108ZM121 264H122V263H121ZM172 264H173V263H172ZM177 264H178V263H177ZM183 264H185V263H183ZM189 264H190V263H189ZM192 264H194V263H192ZM210 264H213V263H210ZM214 264H217V262L214 263ZM218 264H219V263H218ZM224 264H225V263H224ZM226 264H228V263H226ZM251 264H252V263H251ZM262 264H264V263H262Z\"/></svg>",
  "mask_w": 264,
  "mask_h": 264
}]
</instances>
